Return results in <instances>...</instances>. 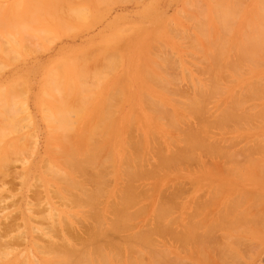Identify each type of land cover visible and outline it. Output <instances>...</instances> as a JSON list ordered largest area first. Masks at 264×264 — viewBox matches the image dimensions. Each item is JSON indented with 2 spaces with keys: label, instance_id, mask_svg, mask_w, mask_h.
Wrapping results in <instances>:
<instances>
[{
  "label": "rangeland",
  "instance_id": "obj_1",
  "mask_svg": "<svg viewBox=\"0 0 264 264\" xmlns=\"http://www.w3.org/2000/svg\"><path fill=\"white\" fill-rule=\"evenodd\" d=\"M60 1L62 0H0V93H1L0 102H3L4 105L7 102V105H6L7 111L3 112L5 115L0 113V117L3 118L4 116L5 117L7 116L9 119L10 118L14 119V117L16 118L13 121H11L12 123H14L15 127L11 126L12 123H10V121L8 124H6L7 126L2 127L3 126L1 124L2 121L3 122L6 121L7 123L9 119L7 117L6 118L4 117L3 119L0 118V128L2 127L0 129V166H1L0 173L4 172L3 173L4 175L1 174L0 176V179H1L0 184L5 185V186L0 185V225H1L0 231L2 229V232H8V235L7 233L1 234L0 232V235H2V237H0V239L2 238L0 241H2L3 243L5 241L4 246L1 247V251L4 250L3 253H5V251L8 253V256L5 259L11 262H14V264H17L19 260L24 258V256H25V259L26 257H28L31 260L33 257L35 259L34 262L37 261L36 262L37 264H41L42 260L45 257L51 258L53 254L55 253L53 252V254L50 255L51 251L50 250L46 251L47 249L45 248L41 249L42 251H38L36 245L35 246L31 245L32 242L37 245L41 244L42 246L43 245L45 246V244L47 245V242H49L48 240L54 241L56 244H57V241L60 243L62 241V237L63 239L70 240L69 242L71 243L73 242L72 244L73 245L75 244L74 248H76V250L80 249L79 246L81 245V243L84 242V240L88 236H89V239L98 238L95 240H98L97 242L100 243L101 246H103V244H101L100 242L101 240L99 237L92 238L91 236L92 235L91 233L94 230V226L92 230H91L92 227H89L90 223H92V225H95L94 224L95 219L93 218H95V216L99 214L95 216L93 215V218H91L92 216L90 217L93 220L94 222L93 223L92 221H90L91 219L90 220L88 219L89 216L92 214L90 213L89 215V213H85L86 211L87 212L89 211L87 210V207H86L88 205L82 203L81 206L78 205V207L76 208V206L73 207L72 203L67 202L68 203L67 207H65L66 201L69 200V199L66 200L67 198L66 195L68 192L67 193L65 192V194L64 193L62 194L60 193V191H57L58 189L59 190L61 189L63 184H60L61 181H59L60 183L56 181L57 183L53 184L54 180H58V178L54 177L55 179H53L52 177L53 175L48 172V167L52 166L50 164L55 163V160H56L55 156L56 157L61 156L59 155V153L62 152V149L64 150V153L66 152L65 149L67 150V148H69L68 150H71L73 147H75V145H73L72 143L73 142L76 143L77 140H81V137L83 141H85L84 137L86 138L89 137L90 140L93 142V144L95 143L94 142L95 140L94 141L92 140L93 138L97 140L98 138L100 139L101 137V140L103 139L102 142H100L101 140H99L100 143L98 144V142L96 141V143L98 144L96 145L98 148V150L96 149V151L98 153L100 150L99 147H102V145H106L104 146L105 148L103 149L104 151L105 150L106 151L105 152L100 151L101 153H104V156L102 155L103 156L102 157L100 155L99 159L102 161L103 159L101 158L106 157V152H108L107 151L108 146L110 148V151L107 154L110 155L111 159L107 163L108 165H105V167L106 166L108 167L107 168L104 167V170L102 172L100 179H102L103 181H105V178H109V179L108 180L106 179L105 181L107 185V186L105 185L106 188L101 187L103 195L106 197L103 198V196L101 195L102 197L100 196L97 199H99L102 202L99 201L100 203L97 202V203H94L93 205L97 206L96 208L100 209V215H102L101 216L102 219L105 220L104 223L108 225L109 218L111 219L113 215V214L112 215L109 214L110 207H108L109 206L108 202H110L111 205H112V202H114L113 203L114 205L112 206L110 205L112 208L111 213H113L112 212L113 209L118 208L115 204L116 203L115 201L117 198L115 195L120 196L118 194L119 192L118 190H120V188L118 189L119 184L123 183L120 185L121 188L125 184L124 181H121V180L119 181L120 178L122 179V177H120L119 174L123 176L122 180L125 179L127 180V182L128 181L131 182L133 186L137 185L136 191H135V188H133L134 190L130 191V192L133 191L132 192L133 194L134 192H137V190L139 193H141L143 189L146 190V187L148 188L147 189L148 191L144 192L147 194L146 195L147 197L141 198L140 196V200L138 201L139 204H133V206L129 208V212H132L136 208L139 209V208H142L144 204L146 205V206L144 205L143 207L144 208L146 207L147 210L143 208L146 211L145 212L143 210L139 211L138 214H136V218L130 221V225L133 224L134 227L132 226L133 228H131V230L129 229V231H125V233L124 232L118 233V235H121L118 237V239H116L117 235L114 233L113 235L114 236L116 235L115 237H112L113 235L109 233L110 235L109 239H108L109 235L107 236V239L101 238L102 240H106V241L108 240L109 242L113 241L115 244H118V245L119 243H122V246H119V247L115 245V247L118 248V250L119 249L120 251L123 250L122 251L123 254L120 252V254L123 256V257L121 256L122 258H120V260L121 259L122 260L120 261L118 258L114 259L115 255L114 256L110 255L111 253L113 255V252L115 250H112V251L108 250L109 251L108 258L110 262L112 261L113 264L114 263L118 264V260H119L120 261L119 264H127L129 260L127 259V262H126V259H124L127 256L126 253L128 252H126V249L124 247L127 245H124V242H123L124 240L122 241L121 239L122 235L127 237L128 234L130 236L135 231L136 232L138 230L143 231L141 229H145L147 231V229L153 228V230L157 229V231H152V234H151L152 236L150 235L152 241H154L152 242V245H151L152 247L149 246L147 248L145 247L142 249L140 248V246H137L136 244H135L136 246L134 244H131L133 247L136 248V251H134L135 253L134 252L132 253L130 251V255H131L130 257L134 259L133 264H137L138 262L141 263L142 259L144 261V264H152L154 260H155L154 261L155 263L153 262V264H157V263L158 264H264V229L262 227V225L264 226V223H263L264 221L262 222V219L258 216L256 217L255 215L256 212H258V210H259L258 212L259 216L262 213L261 211H264L261 209V207L264 206V186H262V184L264 185V179L263 178H262L263 180L261 179L262 175L264 176V164H263L264 149L262 148L264 147V45L261 47H254L253 43L250 42L252 37L255 39L254 40L255 43H256V40L257 41L260 40L261 32L264 31V11H263L264 9L263 10L262 8L260 9V5L264 3V0H238V1L233 0L235 2L233 4L231 3L232 0H230L229 2L227 0V3H230L231 5L229 4V6H227V3H226V8L229 7V11L230 9H235V10H232L235 14L232 13L231 11L229 12V13H232L233 18H232V15L229 16V14H227L228 10L226 11V8H221V10H224V12H221L220 9H219V12L215 10L217 6L221 7L220 2L222 4L226 0L224 2L220 0H217V1L216 0L215 1L214 0H122V1L121 0H115V1L110 0L109 2H107L108 0L107 1L106 0H67V2L72 1L71 2L72 4L67 3L66 0H63L62 2ZM213 1L216 3V6L214 7L215 13L214 12L212 13L213 11L212 5L214 4L211 5V3ZM217 2L219 3V5H217L218 4ZM224 4H222L223 7L225 6ZM252 11L253 13L254 12L255 13L254 15L249 17V15L252 14ZM82 12L84 13L82 14ZM222 13L224 16L222 15ZM224 13L228 15L227 18ZM73 14H76V15H73ZM70 15L71 16L73 15L75 17L72 16L73 17L72 18ZM217 16L222 17V20H221L222 22L226 19L224 23L227 27L228 26L230 27L226 28V26L222 24L221 21H219L221 17H217ZM200 19H202L203 21H201ZM197 23L200 25V27ZM216 24L219 25L220 27L224 25V28L226 30L222 27L221 29L218 26L216 27ZM196 25H198L197 28H200V29L205 27L204 29L206 31L202 29V32L205 31V33L204 32L203 34L201 33V36L198 35L201 32V30L199 29L200 32L197 31L198 29L196 28ZM250 27L251 28L253 27L252 31H254V33L250 31L251 30ZM214 30H217V32ZM230 30H231V33H230ZM221 31L222 33H220ZM224 31H226L224 38L228 39L229 46L227 45L228 41H225L226 42L225 43L223 41L225 39L221 40V38L218 37V34H213L214 32L219 33V36L222 37V34ZM228 31H229L230 36H232V33H235L238 38L236 36L235 38H233V36L232 38L231 37L227 38L229 36V35H226L228 34ZM248 31H250L251 33H249ZM244 32L247 34L245 35ZM205 34H206V38H205ZM208 34L210 36L212 35L211 40L218 38L220 39L218 40L219 43L220 41L221 42L223 41L224 44H226L225 48L227 49L224 50V52L227 55L225 56V60L229 61L230 59L234 60V59L240 58L239 52H241V47H243L242 48V50L244 49L243 54H245L246 52L245 57L244 55L242 56L244 58V63L243 62L241 63L243 65L239 63L241 65V66L239 65L240 68L237 66L239 70L235 69L236 71L233 74L231 72L233 70L229 67V64L228 65L226 64L228 66L227 68V66H225V64L223 63L224 66L221 65V69L225 67L226 69L224 68L223 70H225L226 72L224 73V71L220 70L219 68V70H217L216 73L220 71L219 74H222L223 77H224V74H226L227 75V77L225 76L226 79L222 78L221 76L220 78L219 75L217 74L218 77L220 78L218 79V77L215 75L216 84H218L219 90H217L218 87H216L217 92L215 95L203 96L204 99H202L204 102H206V104L209 103L206 106H204L203 104V106L206 109L208 108L209 110L207 109L208 111L205 112L204 111L205 108H204L203 115L198 116L197 114V112L199 113V111L201 110L193 113V115H189L190 111H188V114H187V112H185L187 111L185 110L186 109L185 106H183L185 111L182 110L183 108L181 107L182 104L184 102L185 103L188 102V101H185L183 98L187 97V95H189L187 98H190L191 97L190 94H192V97L194 96L193 98H195L196 94L194 93H197L195 91L196 89H198L199 85L205 84L206 85L205 87L209 88L210 86L209 80L211 79L210 75H213L206 68L208 67L210 63L209 61L212 60L211 59L213 57L212 55L215 54L214 52L217 53V50L214 46L215 42H213L214 44H211L212 42ZM213 35L214 36L217 35V37L213 38L214 37ZM247 35L248 36L250 35L251 37L249 36L250 37L249 38L247 37ZM242 36L243 37L245 36L246 38L245 37L244 38L247 39L248 41H245V39H243L244 40L243 41ZM192 38H195V40ZM253 38L251 41H253ZM236 39L239 41V43L235 42L237 41ZM203 43H206L208 49L210 48V51L209 50L206 51L207 47L205 48L204 46L205 44ZM250 43H252V46ZM231 44L233 48L236 45L235 49L233 48L229 49V47H231ZM199 46L202 49H200ZM195 47L197 48L195 49ZM239 48H240V51L238 52ZM202 50L204 51V53L202 52ZM211 50L214 52H211ZM103 51L107 54V56L106 54H104L106 56V61L104 59L105 56L103 55L104 53ZM107 51L112 53V55L114 56L112 58H114V62L116 60V64L109 59L110 55L108 56L109 53H107ZM201 52L205 55V57L202 56L203 54ZM209 52L212 55H210ZM84 53H86L87 55H85ZM229 54L231 55L229 56ZM80 55H83L84 57H81ZM208 55L212 57L210 58L208 57ZM79 56L81 59H79ZM102 57L104 60H102ZM206 57L207 59H205ZM82 58H84L85 61L88 63L89 67L87 68L90 71L87 70L86 68L87 64L83 63ZM252 58H254L255 60ZM77 59L81 61L83 64L80 65L81 62H79L78 64L80 66L77 65L76 64ZM151 59L153 61L150 62L151 63L150 64L149 61H151ZM165 59L166 61H164ZM161 60H163V62ZM253 60L254 61L257 60V61L253 62ZM153 62L154 63L156 62V63L154 64ZM153 64L155 65L156 69L154 68ZM57 65L61 69H59ZM96 67H100V68H97L98 72L96 71L95 73ZM145 67L147 68L146 70L147 72L143 71V68L146 69ZM141 68H142V71H141ZM91 69H93V71ZM102 69L103 70L108 69V70L103 71ZM51 70L52 72L55 71L56 76L54 77L55 79L53 78L54 81L52 79L53 77L52 75L54 74L51 72ZM229 70L231 73L229 72ZM75 71L79 72L77 76L80 75V73H82L81 75L83 79L81 78V76L79 77L74 76L76 75ZM100 71L101 73H99ZM208 71L210 75L209 73H207ZM221 71L224 74L221 73ZM92 72H94V74ZM144 73L146 74L144 75ZM58 74L62 76L63 80L60 79L61 77L59 78ZM144 76L146 78L148 77L149 78L151 77V78L150 79L148 78L146 82V79L144 80L145 78ZM49 77H51V79ZM91 77L95 79H92ZM165 77L168 80L165 79ZM80 79L82 83H83V80H85L83 86L81 85V82L79 81ZM222 79H225L226 81L227 80L228 81L226 82L225 80L223 81ZM151 80L153 81L151 82ZM162 80H164L165 82L166 80L168 81L166 82L167 85L165 86V88H162V86L164 87V85L166 84L165 82H163L164 85L160 87ZM194 80L198 82V85L194 84ZM207 80L209 81V84ZM55 81L56 82L58 81L57 84L59 85L62 84V85L58 87L57 84H55ZM196 81L195 83H197ZM52 82L54 83L55 86L53 85ZM69 82L70 84L72 83L71 86L68 84ZM77 82L78 83L80 82V83L78 84ZM13 83L17 85H14ZM151 83H153L154 85H152ZM156 83L158 84L160 83V84L158 85ZM9 84L11 85L13 84L14 86L12 85L13 87H10L11 85L9 86ZM50 84L54 87V89ZM156 85H158L159 87ZM48 86H51V87H48ZM56 86L59 89H56ZM67 86L69 88L70 87L72 88H70L69 90ZM94 86L95 88H93ZM191 86H192V89H191ZM15 87L19 89L18 90L16 88L18 93L17 92L14 93L16 89H12V88H15ZM170 88L172 89V91ZM181 88H183V90H181ZM72 89L73 91H71ZM41 90H43V93H46L48 97H46L45 94H44L45 96L42 95ZM177 90L179 91V93ZM184 90H187L188 92ZM79 91H80L79 93L80 96L77 94ZM58 92L60 93V97L58 96L59 94ZM61 92H63L65 101H63L64 99H62ZM68 92L70 94H68ZM141 92L142 94H140ZM168 92L170 93L168 94ZM2 94L5 98L7 99L8 97L10 98L9 102L8 100H6L5 102L3 101L4 97L2 96ZM146 94L148 95V98L146 97ZM230 94L231 95L234 94L232 95L233 101L234 100L236 101L239 96L238 98L239 100L236 101L238 104L233 102V105L234 107L236 106L237 107L240 106V107L238 108L236 107V109H233L232 111V113L233 114L235 113V116L237 117L233 118V120L230 121L231 123L228 121L229 122V124L227 122L228 125L225 122L215 123L214 119H216L217 121L219 119V117H216V116L221 111L220 109L222 108V111H224V107L227 106V104H229L228 101L230 99L228 98L230 97ZM174 95H177V96L175 97ZM178 95L179 96L182 95L183 98H181L182 96L179 97ZM85 97L87 98L89 97L90 99L86 98L87 99L86 100L87 102H86ZM206 97L208 98L210 97L208 101H205L206 99H208ZM56 98L57 100H55ZM14 100L15 102H13ZM58 100H61V101H58ZM67 100H69V102H66ZM179 100L182 101V104H176V102L180 103ZM202 100H200V102ZM79 101L81 103H79ZM65 102L71 105V106L68 105L70 110L66 109V111H64L65 110L64 106H66ZM157 102H159L158 105L160 104L162 105V110L168 109L167 111L164 110V112H167L168 114L172 113L170 115H173L172 117V119L174 120L173 124L175 125V123H177L180 127L178 128V125H176L175 127L178 129H176L173 126V124L172 126L174 128H172L170 124L171 122L168 123V120H166V122H167V125L170 124L169 125L170 128H166L167 125L162 124L164 120L166 119L165 116H163L162 118H159L157 116H154L155 117L154 118L152 116L155 113L151 110H154L153 105L155 104L157 105ZM219 102L220 104L221 103L222 104L221 106L217 108L216 106L220 105ZM82 103H83V106H82ZM60 104L63 106L58 108ZM14 105L16 108L14 107ZM12 107L17 109L18 111ZM55 107L57 108V110ZM74 107L77 108L79 112H81L78 115L79 118L77 117V112H75L76 109L74 110ZM20 108L21 110H19ZM10 109L14 110V112H12ZM47 109L49 110L48 112H46ZM58 109L62 110L61 111L62 114L64 111L66 116L64 114L63 115L65 117L61 116L62 115L61 113H60L61 115L58 116L59 114ZM169 109H170V112H169ZM237 109H241V110H237ZM243 109L245 111H243ZM0 110H3V109H0ZM25 110L28 114L25 112ZM67 110L69 111L67 112ZM246 110L248 114H246ZM71 111L73 113H71ZM212 111H215V112L213 113ZM10 112H12L14 115H11ZM210 112H212V114ZM244 112L246 115H244ZM48 113L49 114L51 113V114L49 115ZM55 113L56 114L58 113L57 117H58L59 124L56 122L57 117ZM100 113L102 114L100 115ZM104 113L107 115L109 114V115L107 117L106 116L104 117L103 115ZM223 113L221 114V116L223 115ZM132 114H133V117L131 116ZM196 114H197V117H199L197 118L198 120H195V118H193V117H196ZM241 114L242 116H240ZM209 115L210 117H208L207 118L208 120H207L206 117ZM44 117H48V118L52 117L53 121H52V118L48 119ZM156 117L157 119H159V121L156 119ZM177 117L182 118L183 121L182 119L178 121ZM19 118L21 119L19 120ZM66 118L67 119L70 118L71 120L70 121L68 119L70 122L69 125L65 124L66 122L68 123V121H66ZM129 118H131L130 121H129ZM199 119H202L203 121L207 120L209 123L208 122L206 123L205 121H204L205 123L203 122L197 123L196 121H199ZM48 120H50L51 123ZM210 120L211 121L213 120L215 124L212 125ZM15 121L18 122L16 123L17 125H20L19 122L21 123V125L17 126L15 124ZM61 121H64V122H61ZM97 121H99L100 123ZM71 122L73 124H71ZM53 123H57L56 128ZM60 123L63 126H61ZM104 123L107 124L105 128L106 127L108 128V130H106L107 128L103 129V130H106V131H103L104 133L106 132V134H104L103 132H102L103 134L101 132L99 133V131L101 130L100 128L99 129L97 128V131L91 130L92 127H94V125L96 124L97 125L99 124L98 125L99 127H103ZM3 124L5 125V123ZM190 124L192 125L190 126ZM195 124H198V125H195ZM59 125L60 127H62V129L59 128ZM67 125L68 126L71 125L70 128H72L73 130L71 129L72 131H70V128L67 127ZM188 125L190 128L188 127L187 129L188 131H187L185 127L187 128ZM208 125H210L211 128ZM129 126L131 127L132 132H133L131 133V130L129 129L130 131L128 133L130 134L129 137L131 136L130 139L133 138L132 141L134 140V143L130 140L131 143L133 144L136 143L138 147L140 146L139 148H142V149L138 150L137 149L138 147L135 148L136 146L133 147L134 145H131L130 143L128 144V141H126L127 139L126 137H128L127 132H128ZM197 126H199V128L201 127L202 130L204 131L206 130L207 132H204L202 130L200 131L201 128L199 129ZM213 126H215L216 129L213 128ZM65 127L66 129H64ZM83 127H85L86 130L83 129ZM197 128L199 129V133H197L198 131L197 132L194 131ZM219 128H221V130ZM94 129H96V127H94ZM190 129L192 131H190ZM58 130H61V131L64 130L65 132L60 131L61 133L59 134V132H57ZM125 130L127 132H125ZM150 131L153 133L150 134L151 133ZM181 131L182 132L184 131V132L182 133ZM84 132H85V136L84 135L81 136L82 134H84ZM95 132L99 133V137H97L98 133H95ZM186 132L188 134L196 133L197 136H199L198 134H200L198 138H202V141L204 142V144L205 143L210 144V145L207 144V147L209 146V148L214 147L213 143L216 142L215 143L216 147H214V151L212 149L211 152L212 151L215 152L216 150L218 151H216V153L212 152L213 153L212 154L213 156H212L211 153H209L210 151L207 154V150L199 151L201 150L199 149L194 152L195 155H192L193 159L195 157L198 159V162L197 160L194 159L195 160V163H194L192 157H188V160L185 159L186 161H188L187 164L185 161H184L185 163L183 162L184 163L183 165L181 164L182 166L179 164L181 162L176 163L175 167L177 168L175 169H173L174 167L171 169L170 167H166V169H163L162 167L161 170L160 169L157 170L158 173L152 170V173L156 172L157 175L151 174L150 179L149 177L144 176V174L146 173L145 171L143 172L144 174L142 173V175H140L141 172L144 170L142 167H144L145 164L146 166L144 168H147V169L153 168L154 166L157 165L156 163L158 161H156L157 160L156 153L159 154V153L164 152L161 155H164V158L165 157L167 158L168 156L171 155L170 153H168L170 149L175 152L176 150L183 148V145H184L182 141L184 137L183 134L186 135ZM213 132H216L218 134H215ZM63 133H67V135H65V139L63 138L64 136L62 137L60 136L61 138H59V135ZM70 133H72L73 135ZM68 135L70 138L68 137ZM103 135L105 136V138ZM151 135L152 136L154 135L156 137L151 138ZM93 136H96L97 138ZM138 137L140 141L137 140ZM166 137L172 139V142H173L172 145H171V142L169 144V140L166 139ZM198 138L196 140H199ZM205 139H206V142L204 141ZM253 139L256 141H254ZM228 140L232 142L231 145H229L230 142L228 143ZM149 141H151L150 143L152 144V146H154V147L151 146L152 149H150L149 147L150 146L148 143ZM153 141L156 142V144ZM178 141H181V142H178ZM217 141H220V143ZM66 142L71 147L67 146V148H62V147H66L65 146ZM118 142L120 143V146ZM211 142L213 143L211 144ZM144 143L146 144L144 145ZM159 143H160L159 147L161 148L160 150L164 148L165 151H161L158 153L159 147L157 149V146H158L157 144ZM252 143H253V146H252ZM220 145H222L221 147H224L222 151H221ZM255 145H256V148H254ZM257 145H258V148H257ZM227 146H229L230 148H228ZM238 146L241 148H239ZM250 146L253 147L254 149L251 148ZM54 147L55 149H53ZM243 147H246V149ZM237 148L240 150L242 149V150L240 151ZM250 148L254 150L255 152L250 153L252 151ZM259 148L261 149V152ZM130 151H134V154L137 156L140 154L139 161L136 159L135 156L131 155L132 152ZM230 153L234 155L232 154L230 155ZM122 154L125 157L124 159H123ZM144 154H145V157H143ZM214 154L216 155L214 156ZM128 156L130 157L129 160H131V165L133 167H135V164L132 161L133 158H134L133 159L134 162H136L135 161L136 159L137 163L140 164L139 166L141 167V168L138 167L137 166L138 164L136 165L139 175L142 176L141 180L140 178L139 179L137 178V180L135 181L136 183L133 180H130L131 178L125 177V174H124L125 161H126L125 159H128L127 158ZM149 156H150V159L148 158ZM186 156L184 155L185 158ZM142 157L145 159V161L143 160L145 164L142 163L143 161H141L143 159ZM213 157L215 158L213 159ZM239 157L240 158L242 157L241 160ZM189 158L190 160L192 159L191 163H190ZM4 159L6 161H4ZM121 159L125 160L123 161L124 165L121 164L122 163ZM239 160L241 161L243 166H241V163ZM150 161L154 163V166L151 163L149 164ZM245 161L248 163H246ZM110 162H112L111 166L109 165ZM259 162L260 163L262 162L261 165H263V167L259 165L260 164ZM141 163L144 166H142ZM233 166L236 167L238 172H236V169H233L235 168ZM254 166H256V168ZM221 167H222V172L224 171L223 173L221 172ZM138 168H140L139 170H142V171H139ZM230 168L231 170H233V172L235 171V173L238 175L233 174L231 170L229 172ZM119 169L122 171H120ZM256 170L258 174L260 173L259 174L261 176V177L259 176L260 178H258V176L255 174ZM146 171H148L146 173V176L150 175L149 172L151 171V169L150 171L149 170H146ZM219 171L221 173H219ZM48 174L49 175L51 174L52 176L49 177ZM254 174L257 177L252 176ZM2 176L3 177L5 176V178L2 179L1 178ZM79 177L80 176H78V178ZM44 179L48 181H45ZM81 179L83 180V177ZM117 181L119 182V184ZM131 183H128V184H131ZM127 186H130V185H127ZM86 187H88V189L91 188L89 184L88 185L86 184ZM155 187H157L156 188L157 190L155 189ZM220 187H223V189ZM128 188H131V186L127 187L126 189ZM140 188H142V190ZM217 188H220L222 191L223 190L224 191L223 192L219 191L220 193L217 191L218 192V195H217L216 193ZM224 188L229 189V190H225ZM53 189L57 191V195L59 194L62 198H60L59 195L58 196L55 195L56 193L54 194L55 191H53ZM121 190H123L122 191L123 193L121 192ZM121 190L120 192L124 194L125 193L124 189L122 188ZM73 191L75 192L77 190H73ZM73 191H71L70 193L71 196L73 194H77V192L74 193ZM105 191H106V194H105ZM245 191L250 194L249 197ZM102 192L100 194H102ZM152 192L153 193L155 192V193L153 194ZM171 192L172 194L176 192L175 194H173L174 197H177L176 199L173 198ZM126 193H129V192H126ZM137 193L134 195L137 196L139 194ZM150 193L151 195L152 194L153 195L151 196ZM70 194L68 193V195ZM143 194H140V195H143ZM244 194L248 198L244 197L243 196ZM168 195L172 197L170 198ZM109 196L112 197V199ZM69 197L70 196H68V198ZM241 197L242 198L244 197V198L242 199ZM101 198H103V200L105 199V201H103ZM228 198L232 199V201L234 199L236 200L237 198L238 199L240 198L241 201L243 202V206H241L240 209L242 208L249 209L250 207L249 209L250 212L247 218L248 221L246 220L247 222H243L242 220L244 219H241L240 221L238 220L239 218L226 219V220H223L222 222H216L218 221V217H219V220L222 219L221 216L218 215L220 214V211H221V210L219 211V209L222 208V206L224 207L225 203H228L227 202L229 200ZM245 198L247 199L243 201ZM167 199L168 201H166ZM194 199H195V203L197 207L201 205V207H199L200 210H198L197 211L198 213L196 214H195L196 209H194L195 212L191 210L193 209L192 205H193ZM207 199H209L208 201L210 203H208ZM110 200H113V201H110ZM160 200L168 204L172 211V213L169 214V217L165 221H162L164 226H160L162 225V223L159 224L161 221H158L159 222L158 223L156 220H154L157 218L155 217L153 218V213L155 212L154 208L156 207L158 201ZM61 201H64V202H61ZM117 201L119 202L118 199ZM205 202L208 203L207 206H204V204H206ZM69 204H72V207H70ZM75 204L77 205V203ZM106 204H108V206ZM209 204L210 206H208ZM83 205L84 207L81 209L80 207H82ZM246 205H249V207H247ZM92 206L89 205L88 208ZM208 207H210V210L208 209ZM74 208L77 210H73ZM103 208L105 211L103 210ZM106 208H108L109 211L108 209L106 210ZM262 208L264 209V207ZM89 209H92V208H89ZM252 210L253 212H255L254 216H253V212L251 213ZM82 211H83V215L81 213ZM103 211L105 212V214ZM238 211L239 210L237 209L233 216H235ZM141 212L144 215H140ZM75 213H77V215ZM187 213H190L189 215L192 216L188 218L189 220L186 218L188 215ZM68 214H70L71 216L73 215L74 219L69 217L70 215ZM84 215L88 217L87 219L85 218V220H88L90 223L82 219L85 217ZM193 215H196V216L198 215V216L193 217ZM175 216L177 217V219ZM11 217L15 220L14 221L11 220L12 219ZM107 217H108V220H106ZM252 217H256L254 218L255 220L252 219ZM9 218L11 220L10 221L11 223L9 222ZM61 218L63 219L61 220ZM170 218H172L171 219L172 221L170 220ZM192 218L193 220L190 221V219ZM212 218L216 221L212 220ZM174 219H175V222H174ZM203 219L205 220L204 223L202 222V225L204 224V227L200 226L201 221H203ZM7 220H8V223L6 222ZM59 220L65 223H63L62 225L61 221ZM75 220H76V223H75ZM167 220L170 221L171 223L170 222L168 223ZM187 220L190 223H194L195 221V223L196 222L198 223V224L196 223L197 225L200 224L199 229L198 227H195L197 225L194 226L193 224V227L197 229H194V231L191 232L190 230H193V228L190 229L191 226H189L190 230L188 229V226H187L188 223L186 225ZM258 221L261 223V225L259 224L261 228H258L259 227L257 223ZM135 222H137V224ZM209 222H211L210 226H209L210 224ZM254 222L257 224L256 226L257 228H255ZM55 223L57 224V228H56ZM144 223H145V226H144ZM64 224L66 225L64 226ZM105 224H104V227L107 226ZM6 225H8L7 228H6ZM9 225H11V227L13 226L12 227L13 229H11L10 233L8 230H6V229L11 228ZM53 225L55 227V232L54 230L52 232H49L51 230H48V229H52ZM182 225H186L187 227L182 228ZM165 226L166 228H164ZM159 227H161L162 229L164 228L165 230H161V229L158 230ZM70 228H72V230L68 231ZM184 229H186L187 233L189 231L191 233L189 235L187 233H184L185 232ZM45 230H47V233L44 232ZM89 230H91L92 232ZM56 231H58L59 233L58 232L56 233ZM74 231L76 234L74 233ZM85 231L86 233H83ZM53 232L56 234H54ZM5 234L7 236H5ZM58 234H61V235H58ZM73 235L75 236L77 235L76 241H75V236ZM46 236H47V239H46ZM53 236H55L56 238ZM13 237H15V240L13 239ZM16 237L21 238V239L23 238V239L22 240L20 239L19 241H17L18 239ZM36 238L39 240H37ZM81 239L83 242H81ZM200 239H203V241H201ZM117 240L122 241V242L118 243ZM141 240L146 243L144 237H141ZM21 241H23V243ZM79 241H80V245L76 244V243H79ZM87 241L88 240L85 241V244L87 243ZM16 242H18V244ZM20 242L22 244H20ZM10 243H13V244L9 245ZM199 244L200 246H198ZM11 246H14V247L11 249ZM6 247L9 248L11 252H9L8 249H7L8 251L5 250ZM83 247H81V249ZM88 247L90 248V246ZM28 249H29V252H28ZM153 249L155 251H153ZM137 250L139 251V254ZM199 250H201L202 252L205 251V253H202L203 256L201 254V251ZM105 252L107 253V250H105ZM197 252L200 254L198 255ZM58 254H61V253H58ZM115 254L118 255L117 253ZM154 254L156 256H154ZM138 255L139 256L143 255V258L140 256L141 257L140 261L138 260L139 259ZM54 256L59 257L57 256V254ZM89 256L91 259L93 255L89 254ZM200 256H202V258ZM56 257H52L51 259L53 258L55 259ZM110 257H113L114 262H113V259ZM133 259H132V262H133ZM91 260H94L91 263L93 262H94L93 264L97 263V257L95 255L93 259ZM130 261L131 260H129L128 263L132 264ZM110 262L108 264H112Z\"/></svg>",
  "mask_w": 264,
  "mask_h": 264
},
{
  "label": "bare ground",
  "instance_id": "obj_2",
  "mask_svg": "<svg viewBox=\"0 0 264 264\" xmlns=\"http://www.w3.org/2000/svg\"><path fill=\"white\" fill-rule=\"evenodd\" d=\"M62 1H63V0H62ZM62 1H60V2H62ZM106 1H107V0H106ZM109 1H110V0H108L107 2H109ZM113 1H115V0H113ZM121 1H122V0H121ZM214 1H215V0H214ZM214 1H213V2H214ZM216 1H217V0H216ZM220 1H223V2H224L225 0H220ZM229 1H230V0H228V2H229ZM232 1H233V0H232ZM232 1H231L232 4L235 3L234 1H233V2H232ZM237 1H238V0H237ZM237 1H236V2H237ZM55 2H56V1H55ZM66 2H67V0H66ZM71 2H72V1L67 2V3L72 4ZM213 2L211 3V5L214 4V5H212V9H213L212 13H213L215 10H216L217 12H219V9L221 10V8H226L227 0L224 2L225 4L222 3V4L225 5L224 7L222 6V4H221V2H220L221 7H220V6H217L218 8L216 7L215 10H214V7L216 6V3H215V2L213 3ZM218 2H219V1H218ZM218 2H217V3H218ZM256 2H257V1H256ZM56 3H57V2H56ZM56 3H55V5H56ZM258 3H259V1H258ZM260 3H261V1H260ZM65 4H66V3H65ZM229 4H230V3H227V6H229ZM256 4H257V3H256ZM217 5H219V3H218ZM230 5H231V4H230ZM258 5H259V4H258ZM232 6H233V5H232ZM232 6H231V7H232ZM219 7H220V8H219ZM234 7H235V5H234ZM68 8H69V7H68ZM261 8H262V10L264 9V3L260 5V9H261ZM79 10H80V9H79ZM227 10H228V11H227ZM232 10H235V9H230V11H231L232 13H234ZM262 10H261V11H262ZM210 11H211V10H210ZM226 11H227V14H229V16L232 15V13H229V12H230V11H229V7L226 8ZM256 11H257V10H256ZM263 11H264V10H263ZM69 12H70V11H69ZM221 12H224V10H221ZM67 13H68V12H67ZM83 13H84V12H82V14H83ZM214 13H215V12H214ZM250 13H251V12H250ZM254 13H255V12H254ZM254 13H253V11H252V14H250L249 17H251L252 15H254ZM76 14H77V13H76ZM76 14H73V15H76ZM79 14H80V13H79ZM205 14H206V13H205ZM224 14H225V13H224ZM227 14H225V15H226V18H227V16H228ZM234 14H235V13H234ZM67 15H68V14H67ZM73 15H72V16H73ZM222 15H223V13H222ZM222 15H221V16H222ZM70 16H71V15H70ZM70 16H69V17H70ZM72 16H71V17H72ZM221 16H217V17H221ZM223 16H224V15H223ZM256 16H257V15H256ZM67 17H68V16H67ZM71 17H70V18H71ZM73 17H75V16H73ZM73 17H72V18H73ZM79 18H80V17H79ZM79 18H78V19H79ZM228 18H229V17H228ZM230 18H231V17H230ZM232 18H233V15H232ZM75 19H76V18H75ZM203 19H204V18H203ZM214 19H215V18H214ZM223 19H224V18H223ZM72 20H74V19H72ZM200 20L203 21L202 19H200ZM212 20H213V18H212ZM215 20H216V19H215ZM217 20H218V19H217ZM221 20H222V17L220 18L219 21H221ZM225 20H226V19H225ZM225 20H224V21H225ZM197 21H199V20H197ZM209 21H210V20H209ZM224 21H223V22L221 21V23L225 25ZM204 22H205V21H204ZM211 22H212V21H211ZM215 22H216V21H215ZM226 22H227V21H226ZM199 23H200V22H199ZM202 23H203V22H202ZM197 24H198V23H197ZM198 25H199V24H198ZM198 25H196V28H197ZM210 25H212V24H210ZM224 25H222L221 27L224 28ZM217 26L220 27L219 25L216 24V27H217ZM225 26H226V25H225ZM199 27H200V25H199ZM221 27H220V29H221ZM228 27H230V26H228ZM228 27L226 26V28H228ZM204 28H205V27H203V28H201V29H200V28H197V29H198L197 31L200 32V30H201V32L198 34L199 36H201V33H202V34H203V32L205 33L206 30H205ZM231 28H232V27H231ZM231 28H230V29H231ZM250 28H251V27H250ZM252 28H253V27H252ZM252 28H251L250 31L253 30ZM199 29H200V30H199ZM202 29H204L205 31L202 32ZM224 29H225V28H224ZM225 30H226V29H225ZM227 30H229V29H227ZM231 30H232V29H231ZM231 30H230V33H231ZM234 30H235V29H234ZM243 30H244V29H243ZM246 30H247V29H246ZM248 30H249V28H248ZM195 31H196V30H195ZM211 31H212V30H211ZM214 31L217 32V30H214ZM219 31H220V30H219ZM222 31H223V30H222ZM222 31H221L220 33H222ZM250 31H248V32L251 33ZM225 32H226V31L223 32L224 35L222 34V37L219 36V33H215V32H214V33L212 32V33H213V34H218V37L221 38V40L225 39V40H223V41L225 42V41H228V39L224 38V37H225ZM252 32L254 33V31H252ZM262 32H263V33H262ZM262 32H261V35H260V40H258V41L256 40V43L254 42L255 39L252 37V38H253V41H251V40H252V38H251L250 42L253 43L254 47H261V46L264 45V31H262ZM242 33H243V32H242ZM242 33H241V34H242ZM209 34H210V33H209ZM209 34H208V35H209ZM244 34L246 35L247 33L244 32ZM244 34H243V35H244ZM226 35H229L227 38H229V37L232 38V36H233V38H235V36H236L235 33H232V36H230L229 31H228V34H226ZM209 36H210V35H209ZM209 36H208V37H209ZM213 36H214V35H213ZM249 36H250V35H249ZM249 36L247 35V37H249ZM193 37H194V36H193ZM211 37H212V35L210 36V40L212 39ZM215 37H217V35H215L213 38H215ZM236 37H237V36H236ZM244 37H245V36H244ZM244 37L242 36V40L246 38V37H245V38H244ZM250 37H251V36H250ZM250 37H249V38H250ZM205 38H206V34H205ZM237 38H238V37H237ZM192 39L195 40V38H192ZM192 39H191V40H192ZM201 39H202V38H201ZM147 40H149V39H147ZM202 40H203V39H202ZM208 40H209V39H208ZM218 40H220V39L216 38V39L211 40V42H212L211 44H214L213 42H215L214 46H215V48H216V50H217V53L211 50V52H214L215 54L212 55V54L209 52L210 55L213 56V57L211 56L212 58L208 55V57H210L212 60L209 61L210 63H209V65H208V67H207L206 69H208V70L210 71V73L213 74V75H210L209 71L207 72V73H209V75L211 76V77L209 76L211 79H210V80L208 79V80L210 81V84H209V81L207 80V81H208V84L210 85L209 88H206V87H205V86H206L205 84H204V85H199L198 89H196V91L194 90L195 92H197V93H194V94H196V95H195V98H193L194 96L192 97V94H190L192 98H191V97H190V98H187L189 95H187V97H184V98H183L182 95H181L182 97L178 95L179 97L183 98L185 101H188V102H187V103L184 102V103H183L184 105H183V104H182V101L179 100L180 103L176 102V104H182L181 107L185 106V108H186L185 110H187V111L184 110V107L182 108V110H184L185 112H187V114H188V111H190L189 115H193V113H195V112L201 110V111H199V113L197 112V114H198V116H199V115H203V114H204V111L206 112V111L209 110L208 108H207V109H208V110H207V109L204 107V106H206V105L209 104V103L206 104V102H204L202 99H204L203 96H207V95H215L216 92H217V90H219L218 84H216V76L218 77V75H219V77L221 76L222 78H225V76L227 77V75L224 74L226 71L223 70L225 67H223V69H221V65H223V63L225 64V66H227V65L229 64V67L233 70V71H231L232 74L238 69L237 66L240 68V66L243 65V64H241V63H242V62L244 63V58H243L242 56L244 55V57H245L246 52H245V54H243V53H244V49L242 50L243 47H241V52H239V51H240V48H239V50H238V52L240 53V58H237L238 60H237V59H234V60H233V59H232V60L230 59V60L228 61V60H225V56H226L227 54H225V52H224V50L227 49V48H225V47H226V44H224L223 41H222L223 44H222L221 41H220V43H219ZM236 40H237V39H236ZM203 41H204V40H203ZM216 41H217V42H216ZM243 41H244V40H243ZM245 41H248V40L245 39ZM230 42H231V41H230ZM235 42H236V43H239L238 40L235 41ZM235 42H234V43H235ZM225 43H226V42H225ZM252 43H250L251 46H252ZM141 44H142V43H141ZM203 44H205L204 46H205V48H206V47H207L206 43H203ZM224 45H225V46H224ZM227 45L229 46V41H228V44H227ZM204 46H203V47H204ZM235 46H236V45H235ZM235 46H234V48H233V46H232V44H231V47H229V49H230V48L235 49ZM238 46H239V45H238ZM240 46H242V45H240ZM102 47H103V46H102ZM147 47H148V45H147ZM147 47H146V48H147ZM199 47H200V46H199ZM196 48H197V47H195V49H196ZM200 49H202V48L200 47ZM147 50H148V49H147ZM205 50H206V49H205ZM208 50L210 51V48L208 49V47H207V50H206V51H208ZM198 51H199V50H198ZM103 52H104V51H103ZM202 52L204 53L203 50H202ZM202 52H201V53H202ZM229 52H230V50H229ZM238 52H237V53H238ZM107 53H109L108 56L110 55V56H109L110 58H109V57H108V58H109L111 61L114 62V58H112V57H114V56L112 55V53H110V52H108V51H107ZM203 53H202V54H203ZM223 53H224L225 55H224ZM84 54L87 55L86 53H84ZM84 54H83V55H84ZM104 54H106V53L104 52L103 55H104ZM113 54H114V53H113ZM83 55H80V56H81V57H84ZM114 55H115V54H114ZM223 55H224V57H223ZM230 55H231V54H229V56H230ZM80 56H79V59H81ZM98 56H99V55H98ZM98 56H97V57H98ZM104 56H105V55H104ZM106 56H107V54H106ZM106 56H105V58H104L105 61H106ZM202 56L205 57L204 54H203ZM206 56H207V55H206ZM159 57H161V56H159ZM159 57H158V58H159ZM108 58H107V59H108ZM82 59H83V63H86V64H87V65H86V68L89 67V66H88V63L85 61V59H84V58H82ZM104 59H103V57H102V60H104ZM149 59H150V58H149ZM161 59H162V58H161ZM205 59H207V57H206ZM208 59H209V58H208ZM226 59H227V58H226ZM252 59H254V58H252ZM96 60H97V59H96ZM110 60H109V61H110ZM254 60H255V59H254ZM254 60H253V62H256V61H257V60H256V61H254ZM98 61H99V60H98ZM105 61H104V62H105ZM147 61H148V60H147ZM152 61H153V60L151 59V61H149V63L152 62ZM161 61L163 62V60H161ZM164 61H166V59H165ZM79 62H81V61H79V60L77 59V63H76V64L79 65V64H78ZM95 62H96V61H95ZM205 62H206V61H205ZM83 63L81 62L80 65H82ZM102 63H103V61H102ZM108 63H109V62H108ZM114 63L116 64V60H115ZM153 63H154V62H153ZM155 63H156V62H155ZM155 63H154V64H155ZM239 63H240L241 65H240ZM115 64H114V65H115ZM150 64H151V63H150ZM154 64H153V65H154ZM226 64H227V65H226ZM80 65H79V66H80ZM206 65H207V63H206ZM239 65H240V66H239ZM60 66H61V65H60ZM84 66H85V64H84ZM140 66H141V65H140ZM223 66H224V65H223ZM57 67H58V65H57ZM142 67H143V65H142ZM156 67H157V66H156ZM58 68H59V67H58ZM92 68H93V67H92ZM94 68H95V67H94ZM97 68H100V67H96V69H95V73H96V71L98 72V69H97ZM104 68H105V67H104ZM104 68H103V69H104ZM106 68H107V67H106ZM110 68H111V67H110ZM110 68H109V69H110ZM145 68H146V67H145ZM154 68H155V65H154ZM157 68H158V67H157ZM219 68H220V70L224 71V73L221 71V73L224 74V77L222 76V74H219L220 71L216 73V71L219 70ZM227 68H228V66H227ZM59 69H61V68H59ZM103 69H102V70H103ZM137 69H138V68H137ZM155 69H156V68H155ZM225 69H226V68H225ZM231 69H230V70H231ZM235 69H236V70H235ZM87 70L90 71L88 68H87ZM91 70L93 71V69H91ZM102 70H101V71H102ZM105 70H108V69H105ZM105 70H103V71H105ZM146 70H147V68H146V69L143 68V71H146ZM227 70H228V69H227ZM230 70H229V72H230ZM238 70H239V69H238ZM240 70H241V69H240ZM88 71H87V72H88ZM101 71H100L99 73H101ZM141 71H142V68H141ZM51 72H52V70H51ZM51 72H49V73H51ZM75 72H76V71H75ZM84 72H85V71H84ZM146 72H147V71H146ZM205 72H206V71H205ZM231 72H230V73H231ZM49 73H48V75H49ZM52 73L54 74V75H52L53 77L51 76L52 79H53L56 75H55V71L52 72ZM92 73L94 74V72H92ZM99 73H97V74H99ZM103 73H104V72H103ZM75 74H76V75H74V76H77V74H79V72L77 71ZM81 74H82V73H80V75H78L77 77L81 76V78H82V75H81ZM90 74H91V73H90ZM140 74H141V73H140ZM145 74H146V73H144V75H145ZM217 74H218V75H217ZM236 74H237V73H236ZM58 75H59V74H58ZM61 75H62V74H61ZM91 75H92V74H91ZM91 75H90V76H91ZM153 75H154V74H153ZM153 75H152V76H153ZM215 75H216V76H215ZM94 76H95V75H94ZM96 76H97V75H96ZM100 76H101V75H100ZM149 76H150V75H149ZM155 76H157V75H155ZM228 76H229V75H228ZM51 77H49V78L51 79ZM60 77H61V78H60ZM144 77H145V76H144ZM147 77H148V76H147ZM159 77H161V76H159ZM219 77H218V79L221 78V77H220V78H219ZM237 77H238V76H237ZM59 78L62 79V76L59 75ZM91 78H92V77H91ZM148 78H149V77H148ZM148 78L145 77L144 80L146 79V82H147ZM150 78H151V77H150ZM150 78H149V79H150ZM207 78H208V77H207ZM54 79H55V78H54ZM54 79H53V81H54ZM57 79H58V78H57ZM60 79H59V80H60ZM78 79H79V78H78ZM82 79H83V78H82ZM92 79H95V78H92ZM165 79H167V78L165 77ZM193 79H194V78H193ZM203 79H204V78H203ZM225 79H226V78H225ZM225 79H222V80L224 81ZM62 80H63V79H62ZM62 80H61V81H62ZM167 80H168V79H167ZM167 80H166V82H168ZM204 80H205V79H204ZM231 80H232V79H231ZM233 80H235V79H233ZM51 81H52V80H51ZM61 81H60V82H61ZM69 81H71V80H69ZM79 81L81 82V79H80ZM84 81H85V80H83V83L81 82V85H82V86H83V84H84ZM152 81H153V80H151V82H152ZM195 81H196V80H194V84H197V85H198V82L196 81L197 83H195ZM225 81H226V80H225ZM227 81H228V80H227ZM227 81H226V82H227ZM48 82H49V81H48ZM80 82H79V83H80ZM148 82H149V81H148ZM163 82H165V81H164V80L161 81V85H160V87H161L162 85H164ZM166 82H165V83H166ZM226 82H225V83H226ZM232 82H233V81H232ZM232 82H231V83H232ZM234 82H235V81H234ZM15 83H17V82H15ZM46 83H47V82H46ZM52 83H53V82H52ZM57 83H58V81H57V82L55 81V84H57ZM77 83H78V82H77ZM79 83H78V84H79ZM153 83H154V82H153ZM153 83H151V84L154 85ZM162 83H163V84H162ZM219 83H220V82H219ZM13 84H14V83H13ZM13 84H12V85H13ZM68 84L71 86L72 83L70 84V82H69ZM68 84H67V85H68ZM85 84H86V83H85ZM142 84H143V83H142ZM156 84H158V83H156ZM159 84H160V83H159ZM159 84H158V85H159ZM220 84H221V83H220ZM10 85H11V84H9V86H10ZM12 85H11L10 87H13L14 85H17V84H14L13 86H12ZM50 85H51V84H50ZM53 85H54V83H53ZM60 85H62V84H60ZM60 85L57 84L58 87H59ZM69 85H68V86H69ZM81 85H80V86H81ZM87 85H88V84H87ZM158 85H156V86H158ZM166 85H167V83L164 85V87L162 86V88H165ZM216 85H217V86H216ZM51 86H52V85H51ZM51 86H48V87H51ZM54 86H55V85H54ZM57 86H56V89H59ZM68 86H67V87H68ZM85 86H86V85H85ZM95 86H96V85H95ZM95 86H94L93 88H95ZM239 86H240V85H239ZM10 87H9V89H10ZM52 87H53V86H52ZM67 87H66V89H67ZM78 87H79V85H78ZM88 87H89V86H88ZM158 87H159V86H158ZM195 87H196V86H195ZM216 87H218L217 90H216ZM1 88H2V87H1ZM16 88H17V87L12 88V89H16ZM62 88H63V87H62ZM68 88H69V87H68ZM70 88H72V87H70ZM70 88H69V90H70ZM81 88H82V87H81ZM89 88H90V87H89ZM166 88H168V87H166ZM196 88H197V87H196ZM17 89H18V88H17ZM17 89H16V91H14V93L17 92ZM53 89H54V87H53ZM76 89H77V88H76ZM78 89H79V88H78ZM170 89H171V88H170ZM191 89H192V86H191ZM220 89H221V87H220ZM224 89H225V88H224ZM2 90H3V89H2ZM18 90H19V89H18ZM79 90H80V89H79ZM157 90H158V89H157ZM181 90H183V88H181ZM3 91H4V90H3ZM41 91H42V95L45 94L46 97H48V95H47L46 93H43V90H41ZM57 91H58V90H57ZM71 91H73V89H72ZM81 91H82V90H81ZM88 91H89V90H88ZM171 91H172V89H171ZM177 91H178V90H177ZM184 91H187V90H184ZM59 92H60V90H59ZM59 92H58V93H59ZM66 92H67V91H66ZM82 92H83V91H82ZM82 92H81V94H82ZM142 92H143V91H142ZM142 92H141L140 94H142ZM163 92H164V91H163ZM180 92H181V91H180ZM187 92H188V91H187ZM187 92H186V93H187ZM2 93H3V92H2ZM7 93H8V92H7ZM17 93H18V92H17ZM72 93H73V92H72ZM76 93H77V92H76ZM79 93H80V91L77 93V94L80 96ZM166 93H167V92H166ZM169 93H170V92H168V94H169ZM172 93H173V92H172ZM178 93H179V91H178ZM222 93H224V92H222ZM0 94H1V93H0ZM68 94H70V93L68 92ZM188 94H189V93H188ZM218 94H219V93H218ZM218 94H217V95H218ZM234 94H235V93H234ZM234 94H232V95H234ZM6 95H7V94H6ZM11 95H12V94H11ZM14 95H15V94H14ZM45 95H44V96H45ZM74 95H75V94H74ZM144 95H145V94H144ZM144 95H143V96H144ZM170 95H171V94H170ZM184 95H185V94H184ZM232 95L230 94V97L228 98V99H230V100L228 101L229 104H227V106L224 107V111H222V108L220 109V110L222 111V113L224 112L223 115L221 116V114H222L221 111L219 112V114L217 113L218 115H217L216 117H219V119L217 118L218 121H217L216 119H214V122H215V123H216V122H219V123H224V122H225V123L227 124L228 121L230 122V121L233 120V118H236V117H237V116H235V113H234V114L232 113V111H233V109H236V107H237V106L234 107L233 102H234V103H237L236 101L239 100V99H238L239 96H238V98H237L236 101H235V100L233 101V96H232ZM242 95H243V94H242ZM2 96H3V94H2ZM55 96H56V95H55ZM58 96L60 97V93L58 94ZM61 96H62V99H64L63 101H65V98H64V96H63V92H61ZM65 96H66V95H65ZM143 96H142V97H143ZM174 96L176 97L177 95H174ZM3 97H4V96H3ZM15 97H16V96H15ZM68 97H69V96H68ZM82 97H83V96H82ZM89 97H90V96H89ZM89 97H88V98H89ZM146 97L148 98V95H147V94H146ZM170 97H172V96H170ZM202 97H203V98H202ZM11 98H12V96H11ZM70 98H71V97H70ZM73 98H74V97H73ZM73 98H72V99H73ZM86 98H87V97H85V101L88 99V98H87V99H86ZM185 98H186L187 100H186ZM200 98H201V99H200ZM206 98H208V97H206ZM209 98H210V97H209ZM209 98L206 99L205 101H208ZM234 98H235V97H234ZM243 98H244V97H243ZM9 99H10L9 97H8V99L4 97V100H3V101L5 102L6 100H8V102H9ZM66 99H68V98H66ZM72 99H71V100H72ZM76 99H77V97H76ZM80 99H82V98H80ZM89 99H90V98H89ZM144 99H145V98H144ZM171 99H172V98H171ZM173 99H174V97H173ZM188 99H189V100H188ZM199 99L202 100L203 102H202V101L200 102ZM51 100H52V99H51ZM55 100H57V98H56ZM71 100H70V101H71ZM142 100H143V98H142ZM11 101H12V100H11ZM58 101H61V100H58ZM58 101H57V103H58ZM80 101H81V100H80ZM80 101H79V103H81ZM173 101H174V100H173ZM214 101H215V100H214ZM13 102H15V100H14ZM54 102H55V101H54ZM66 102H69V100H67ZM66 102H65V103H66ZM82 102H83V100H82ZM86 102H87V101H86ZM211 102H213V101H211ZM0 103L2 104V105L0 104V109H3V110H0V113L4 114L3 112H4V111H7V107H6L7 102H6L5 105H4L3 102H0ZM62 103H63V102H62ZM62 103H61V104H62ZM77 103H78V101H77ZM148 103H149V102H148ZM158 103H159V102H157V105H156V104L153 105L154 110H151V109H150L151 111H153V112L155 113V114H153L152 116H153V117H154V116H157V117H159V118H162L163 116H165L166 119L164 120V118H163V120H164L165 123H164V122H163V123L160 122V123H162V124H166V125H167L166 120H168V123L171 122L170 124H171V126H172V124L174 123V120L172 119L173 115H170V114H172V113H169V114H168L167 112H164L165 109L162 110V105H161V104L158 105ZM174 103H175V102H174ZM11 104H12V102H11ZM61 104L59 105L58 108H60L61 106H63V105H61ZM84 104H85V102H84ZM185 104H186V105H185ZM201 104H202V105H201ZM203 104H204V106H203ZM219 104H220V102H219ZM221 104H222V103H221ZM221 104L218 105V106H216V107L218 108L219 106H221ZM237 104H238V103H237ZM68 105H70V104H69V103H68V104L66 103V106H64V108H65L64 111H66V109H69V106H68ZM8 106H9V105H8ZM22 106H23V105H22ZM70 106H71V105H70ZM72 106H73V105H72ZM82 106H83V103H82ZM82 106H81V108H82ZM176 106H177V105H176ZM10 107H11V105H10ZM14 107H15V105H14ZM14 107H12V108H14ZM24 107H25V105H24ZM56 107H57V106H56ZM56 107H55V108H56ZM179 107H180V106H179ZM181 107H180V108H181ZM238 107H240V106H238ZM238 107H237V108H238ZM241 107H242V106H241ZM15 108H16V107H15ZM15 108H14V109H15ZM64 108H63V109H64ZM71 108H73V107H71ZM79 108H80V107H79ZM147 108H148V107H147ZM147 108H146V109H147ZM164 108H165V107H164ZM187 108H188V109H187ZM204 108H205V110H204ZM209 108H210V107H209ZM217 108H216V109H217ZM23 109H24V108H23ZM75 109H76V110H75ZM103 109H104V108H103ZM172 109H173V108H172ZM10 110H11L12 112H14V110H12V109H10ZM10 110H9V111H10ZM15 110H17V109H15ZM19 110H21V108H20ZM41 110H42V109H41ZM45 110H46V109H45ZM56 110H57V108H56ZM69 110H70V109H69ZM69 110H67V112H68ZM74 110H75V112H77V117H78V115H79L81 112H79L78 109L75 108V107H74ZM74 110H73V112H74ZM104 110H105V109H104ZM104 110H103V111H104ZM167 110H168V109H166L165 111H167ZM175 110H176V109H175ZM178 110H179V109H178ZM203 110H204V111H203ZM237 110H241V109H237ZM237 110H236V111H237ZM17 111H18V110H17ZM48 111H49V110L47 109L46 112H48ZM61 111H62L61 109H58V112H59V114L57 113L58 116H60V115L62 114ZM64 111H63V114L65 115ZM148 111H149V110H148ZM151 111H150V112H151ZM173 111H174V110H173ZM234 111H235V110H234ZM243 111H245V110L243 109ZM243 111H242V112H243ZM12 112H10L11 115H14ZM19 112H21V111H19ZM22 112H23V111H22ZM25 112H26V110H25ZM46 112H45V113H46ZM73 112L71 111V113H73ZM153 112H152V113H153ZM169 112H170V109H169ZM200 112H202V113H200ZM212 112L214 113L215 111H212ZM212 112H210V113L212 114ZM26 113H27V112H26ZM60 113H61V114H60ZM105 113H106V111H105ZM105 113H104L103 115H104V117H105V116L107 117L109 114L107 115V114H105ZM220 113H221V114H220ZM7 114H8V113H7ZM27 114H28V113H27ZM27 114H26V115H27ZM48 114H49V113H48ZM50 114H51V113H50ZM50 114H49V115H50ZM57 114L55 113L56 117H57ZM63 114H62L61 116L65 117L66 115L64 116ZM101 114H102V113H100V115H101ZM197 114H196V117H193V118H195V120H198L197 118H199V117H197ZM211 114H210V115H211ZM239 114H240V112H239ZM242 114H243V113H242ZM242 114H241L240 116H242ZM246 114H248V113H247V110H246ZM246 114H245V112H244V115H246ZM4 115H5V114H4ZM49 115H48V116H49ZM210 115L207 116L206 119H207L208 117H210ZM80 116H81V115H80ZM131 116L133 117V114H132ZM211 116H212V115H211ZM238 116H239V115H238ZM4 117H5V116H4ZM4 117H3V118H4ZM6 117H7V116H6ZM6 117H5V118H6ZM9 117H10V116H9ZM49 117H50V116H49ZM132 117H131V118H132ZM157 117H156V119H157ZM179 117H180V116H179ZM179 117H177V118H178V121H180V119H182V118H179ZM216 117H214V118H216ZM220 117H221V118H220ZM243 117H244V116H243ZM0 118H2V117H0ZM3 118H2V119H3ZM7 118H8V117H7ZM24 118H26V117H24ZM44 118H48V117H44ZM51 118H52V117H51ZM51 118H48V119H51ZM78 118H79V117H78ZM131 118H129V121H130ZM154 118H155V117H154ZM177 118H176V120H177ZM185 118H186V117H185ZM8 119H9V118H8ZM14 119H16V118L14 117ZM14 119H11V118H10V119L8 120L7 123H6V121H5V122L2 121V123H1V124L3 125L2 127L7 126L6 124H8L9 121H10V123H12L11 121H13ZM20 119H21V118H19V120H20ZM27 119H28V118H27ZM60 119H61V118H60ZM62 119H64V118H62ZM68 119L70 120V118H68ZM68 119L66 118V121H68V123L66 122L65 124H68V125H69L70 122H69ZM241 119H242V118H241ZM17 120H18V119H17ZM17 120H16V121H17ZM108 120H109V119H108ZM157 120L159 121V119H157ZM160 120H161V119H160ZM207 120H208V119H207ZM207 120H206V121L204 120V121L207 123V122H208ZM16 121H15V124L18 123V122H16ZM48 121L50 122V120H48ZM52 121H53V118H52ZM64 121H65V120H64ZM64 121H61V122H64ZM70 121H71V120H70ZM182 121H183V119H182ZM204 121H203L202 119H199V121H196V122H197V123H198V122H199V123H200V122L205 123ZM56 122L58 123V117L56 118ZM72 122H73V121H72ZM72 122H71V124H73ZM90 122H91V121H90ZM90 122H89V123H90ZM95 122H96V121H95ZM97 122H99V121H97ZM210 122L212 123V125L215 124V123L213 122V120H212V121L210 120ZM229 122H228V124H229ZM3 123H5V125H4ZM30 123H31V122H30ZM50 123H51V122H50ZM57 123H53V124L55 125V128H56V124H57ZM87 123H88V122H87ZM99 123H100V122H99ZM155 123H156V121H155ZM179 123H181V122H179ZM191 123H192V122H191ZM208 123H209V122H208ZM230 123H231V122H230ZM232 123H233V122H232ZM19 124L21 125L20 122H19ZM58 124H59V123H58ZM60 124H61V123H60ZM63 124H64V123H63ZM65 124H64V125H65ZM85 124H86V123H85ZM92 124H93V123H92ZM132 124H133V122H132ZM170 124H169V125H170ZM182 124H184V123H182ZM228 124H227V125H228ZM10 125H11V124H10ZM10 125H9V126H10ZM16 125H17V124H16ZM20 125H17V126H20ZM68 125H67V127L70 128L71 125H70V126H68ZM98 125H99V124H98ZM98 125H97V124L94 125V127H96V129H94V127H92L91 130H93V131H97V128H98V129L100 128L101 130L99 131V133H100V132L102 133L103 131L108 130L107 127H106L107 129L105 128V126L107 125L106 123L103 124L104 126L102 125L103 127H99ZM143 125H144V124H143ZM158 125H159V124H158ZM166 125H165V126H166ZM169 125H167V126H169ZM176 125H178V124H177V123H175V125L173 124L174 127H175ZM191 125H192V124H190V126H191ZM195 125H198V124H195ZM11 126H12V127H15V126H14V123H12ZM17 126H16V127H17ZM61 126H63V125L61 124ZM65 126H66V125H65ZM74 126H75V125H74ZM74 126H73V128H74ZM160 126H161V125H160ZM167 126H166V128H170V126H169V127H167ZM173 126H172V128H174ZM185 126H186V125H185ZM208 126H210V125H208ZM2 127H1V128H2ZM125 127H126V126H125ZM142 127H143V126H142ZM153 127H154V126H153ZM179 127H180V126L178 125V128H179ZM183 127H184V126H183ZM188 127H189V125L187 126V128L185 127V129L187 130ZM197 127L199 128V126H197ZM216 127H217V126H216ZM1 128H0V129H1ZM59 128L62 129V127H60V125H59ZM59 128H57V129H59ZM104 128H105L106 130H103ZM175 128H176V127H175ZM178 128H176V129H178ZM189 128H190V127H189ZM198 128H197V129H198ZM200 128H201V127H200ZM200 128H199V129H200ZM210 128H211V126H210ZM213 128H215V126H213ZM217 128H218V127H217ZM57 129H56V130H57ZM64 129H66V127H65ZM71 129H72V128H70V131L73 130V129H72V130H71ZM83 129L86 130L85 127H83ZM129 129L131 130V133H133L131 127L129 126V128H128V132L125 130V132H127L128 137H129V135H130V134H128V133L130 132ZM197 129L194 130V131H196V132L198 131L197 133H199V129H198V130H197ZM215 129H216V128H215ZM219 129L221 130V128H219ZM51 130H52V129H51ZM201 130H202V128L200 129V131H201ZM222 130H223V129H222ZM60 131H61V130H58L57 132H59V134H60L62 131L65 132L64 130H62L61 132H60ZM68 131H69V129H68ZM83 131H84V130H83ZM153 131H154V130H153ZM160 131H162V130H160ZM170 131H171V130H170ZM173 131H174V130H173ZM178 131H179V130H178ZM187 131H188V130H187ZM190 131H192V130L190 129ZM202 131H204V130H202ZM218 131H219V130H218ZM52 132H54V131H52ZM148 132H149V131H148ZM150 132H151V131H150ZM181 132H182V131H181ZM183 132H184V131H183ZM183 132H182V133H183ZM204 132H207V131L205 130ZM55 133H56V131H55ZM95 133H98V132H95ZM99 133H98V136H97V137H99ZM103 133H104V132H103ZM103 133H102V134H103ZM146 133H147V131H146ZM152 133H153V132H151L150 134H152ZM200 133H201V132H200ZM213 133L218 134V133H216V132H213ZM70 134H72V133H70ZM70 134H69V135H70ZM75 134H76V133H75ZM80 134H82V133H80ZM91 134H92V132H91ZM104 134H106V132H105ZM148 134H149V133H148ZM148 134H147V135H148ZM164 134H165V133H164ZM164 134H163V135H164ZM195 134H196V133H193V134H190V133H189V134H188L187 132H186V135L183 134V136H184V137H183V140H182V139H180V140L183 141V144L185 145V147H184V145L182 144V145H183V148H180V146H179L180 149L176 150V151H177V152L175 151L176 153H175L174 151H172V150L169 148L170 150H169V152H168V151H167V152L170 153L171 155L169 154L170 156H168L167 158H166V157L164 158V155H161V154L164 153V152L159 153V152H161V151H165V150H164V148H162V150H160V149H161V148L159 147V146H160V143L157 144V145H158V146H157V149H158V147H159V149H158L159 151L156 150V151H158L159 154H157V153L155 152V153H156V158H157L156 161L159 162V163H158V162L156 163V164H157V165H156L157 167L154 166V163L150 161L149 164H150V163L153 164L154 167L152 166L153 168H149V169L144 168V167L146 166V164L144 163L145 159L143 158V157H145V154H144V156L142 157L143 159L141 160V161L144 160L142 163L145 164V166H144V165L141 163L142 166H144V167H142V168L144 169L143 171H142V170H139L141 167L139 166L140 164L137 163V160L139 161V156H140V154L137 156V155L134 154V151H130V152H132L131 155L135 156L136 159H137V160L135 159L136 162H134V160H133L134 158L132 159L133 163L135 164V167H133V166L131 165V160H129L130 157L128 156V157H127L128 159H125V160H126V161H125V160H123L125 157H124L123 154H122L123 159H121V160H122V161H121L122 163H121V162H120V163L123 164V161H125V168H124V174H125V177H127V178L129 177V178H131L130 180H133V181L135 182V181L137 180V178H138V179L140 178V180L142 179V178H141L142 176H140V175H142V173H143L144 171L147 173L148 171H146V170H149V171H150V169H151V171L149 172L150 175L146 176V173H145V174L143 173L145 177H149V179H150L151 174H152V175L156 174L157 170H159V169L161 170L162 167H163V169H166V167H170V169L174 167L173 169H175V168H177V167H175V166H176V165H175L176 163L181 162V163H179V164H180V165H181V164L183 165V164L186 162V164H187L188 161H186V160H188V157H192V159H193V156H192V155H195L194 152H195L196 150H199V149H201V150H199V151H206V150H207V154H208V152L210 151L209 153H211V155H212L213 153H216V151H218V150H216L215 152H213V151H214V147H216V146H215V143H216V142H215V143L211 142V144H212V143L214 144V147H212V146H213V145H212V146H211L212 148H209V146L207 147V144H208V143H207V144H206V143L204 144V142L202 141V138H198V137L200 136V134H198L199 136H197V134H196V135H195ZM211 134H212V133H211ZM215 134H214V135H215ZM222 134H223V133H222ZM65 135H67V133H63V134L59 135V138H61L62 136H64L63 138L65 139ZM69 135H68V137H69ZM72 135H73V134H72ZM83 135L85 136V132H84V134H82L81 136H83ZM87 135H88V134H87ZM94 135H96V134H94ZM107 135H108V134H107ZM132 135H133V134H132ZM159 135H160V134H159ZM193 135H194V136H193ZM60 136H61V137H60ZM79 136H80V135H79ZM89 136H90V135H89ZM103 136H104V135H103ZM138 136H139V135H138ZM207 136H208V135H207ZM93 137H96V136H93ZM93 137H92V138H93ZM97 137H96V138H97ZM128 137H126V138H127L126 141H128V144L130 143L131 145H134L133 147L136 146L135 148H137L138 145H137L136 143H135L136 145L133 144V143H134V140L132 141L133 138L130 139L131 136H130L129 138H128ZM132 137H133V136H132ZM134 137H135V136H134ZM140 137H141V136H140ZM152 137L155 138L156 136H154V135L152 136V135H151V138H152ZM195 137H196V138H195ZM209 137H210V136H209ZM66 138H67V136H66ZM69 138H70V137H69ZM88 138H89V137H87V138L84 137L85 141L82 140V137H81V140H77V141L75 140L76 143H74V142L72 143L73 145H75V147H73L72 149L70 148L71 150H68L69 148H67V146H68V147H71V146L68 145L67 142H66V145H65L66 147H62V148H67V150L65 149L66 152L64 153V150L62 149V152H63V153H62V152H61L62 154L59 153V155H61V156H59V157H56V156H55V159H56V160H55V163H51L50 165H52V166L49 165L50 167H48V172L51 173V174L53 175V176H52L51 174H50V175L48 174L49 177L52 176L53 179H55L54 177L58 178V180H54V183H53V182H52V183L55 184V183H57L56 181H58V182L61 181V183H60V182H59V183H60V184H63L60 190H59L58 188H57L58 190L56 189L57 191H60V193H62V194H63V193L65 194V192H66V193L68 192V193L70 194L71 191H73V190H77V191H75V192H77V194H73L72 196H71V194L68 195V193H67V195L70 196V197L68 198V196L66 195V197H67L66 200L69 199L70 201H69V200H68V201L65 200V201H66V206H65V207H67V204H68L67 202L72 203V204H73V207L76 206V208L78 207V205L81 206L82 203H83V204H86V205H88V206H89V205L92 206L94 203H97V202L100 203V202H102V201H100L99 199H97V198H99L101 195L103 196V198L106 197V196L103 195V192H102V188H101V187H103V188L105 187V188H106L107 185H106L105 181H106V179L108 180L109 178H105V181H103V180L100 179V178H101V175H102V172H103V170H104L105 165H108L107 163H108V162L110 161V159H111V158H110V155L107 154V153H109L110 148H109V146H108V149H109V150L107 149L108 152H106V157H105V158H101V159H103V160L101 161V160L99 159V156H100V155H101V156H102V155L104 156V153H101L100 151L105 152L106 150L104 151L103 149L105 148L104 146H106V145H102L103 148H102V147H99V148H100L99 152H100L101 154H100L99 152L97 153L96 149L98 150V148H97L96 145H98L100 142H102L103 139L101 140V137H100V139L98 138L97 140H96L95 138H93L92 140H93V141L95 140V141H94L95 143L93 144V142L90 140V138H89V139H88ZM102 138H103V137H102ZM104 138H105V136H104ZM106 138H107V137H106ZM175 138H176V137H175ZM197 138H198L199 140H196ZM166 139H168V140H169V144H170V142H171V145H172V143H173V142H172V139L167 138V137H166ZM215 139H216V138H215ZM56 140H57V138H56ZM58 140H59V139H58ZM99 140H101V141L99 142ZM124 140H125V139H124ZM130 140H131L133 143H131ZM135 140H136V139H135ZM137 140L140 141L139 137L137 138ZM137 140H136V141H137ZM147 140H148V139H147ZM178 140H179V139H178ZM219 140H220V139H219ZM253 140H254V139H253ZM253 140H252V141H253ZM82 141H83V142H82ZM96 141L98 142V144L96 143ZM165 141H166V140H165ZM204 141L206 142V139H205ZM211 141H212V140H211ZM213 141H215V140H213ZM223 141H224V139H223ZM226 141H227V140H226ZM254 141H256V140H254ZM254 141H253V142H254ZM71 142H72V141H71ZM77 142H78V143H77ZM150 142H151V141L148 142L149 145H150L149 147H150V149H152V147H154V146H152V144H151ZM153 142H154V141H153ZM178 142H181V141H178ZM217 142L220 143V141H217ZM229 142H230V141L228 140V143H229ZM118 143H119V142H118ZM154 143L156 144V142H154ZM231 143H232V142H230L229 145H231ZM76 144H77V145H76ZM114 144H115V143H114ZM145 144H146V143H144V145H145ZM166 144H167V143H166ZM254 144H255V143H254ZM259 144H260V143H259ZM100 145H101V144H100ZM131 145H130V146H131ZM173 145H174V144H173ZM175 145H176V143H175ZM208 145H210V144H208ZM222 145H223V144H222ZM222 145H220V147H221ZM234 145H235V144H234ZM234 145H233V146H234ZM260 145H261V144H260ZM119 146H120V143H119ZM126 146H127V145H126ZM151 146H152V147H151ZM223 146H224V145H223ZM233 146H232V147H233ZM252 146H253V143H252ZM139 147H140V146H139ZM139 147L137 148L138 150H139V149H142V148H139ZM144 147H145V146H144ZM169 147H170V146H169ZM217 147H219V146H217ZM227 147L230 148L229 146H227ZM227 147H226V149H227ZM232 147H231V148H232ZM238 147H239V146H238ZM250 147H251V146H250ZM260 147H261V146H260ZM116 148H117V147H116ZM165 148H166V147H165ZM174 148H175V146H174ZM223 148H224V147H221V151H222ZM239 148H241V147H239ZM243 148L246 149V147H243ZM251 148H253V147H251ZM251 148H250V149H251ZM254 148H256V145H255ZM254 148H253V149H254ZM257 148H258V145H257ZM262 148L264 149V147H262ZM53 149H55V147H54ZM53 149H52V150H53ZM101 149H102V150H101ZM123 149H125V148H123ZM145 149H146V148H145ZM212 149H213V151H212L213 153L211 152ZM215 149H216V148H215ZM226 149H225V150H226ZM237 149H238V148H237ZM237 149H236V150H237ZM259 149H260V148H259ZM116 150H117V149H116ZM127 150H128V149H127ZM129 150H130V149H129ZM238 150H240V149H238ZM241 150H242V149H241ZM241 150H240V151H241ZM248 150H249V149H248ZM251 150H252V149H251ZM251 150H250V151H251ZM148 151H149V150H148ZM170 151H171V152H170ZM178 151H179V152H178ZM221 151H219V152H221ZM223 151H224V150H223ZM227 151H229V150H227ZM252 151H253V152H252ZM252 151H251L250 153H254V152H255L254 150H252ZM130 152H129V154H130ZM172 152H173V153H172ZM224 152H225V151H224ZM230 152H231V151H230ZM232 152H233V150H232ZM234 152H235V151H234ZM256 152H257V151H256ZM260 152H261V149H260ZM263 152H264V151H263ZM51 153H53V152H51ZM143 153H144V151H143ZM168 153H167V154H168ZM217 153H218V152H217ZM222 153H223V152H222ZM228 153H229V152H228ZM97 154H98V155H97ZM173 154H174V155H173ZM219 154H220V153H219ZM219 154H218V155H219ZM223 154H224V153H223ZM226 154H227V153H226ZM231 154H232V153H230V155H231ZM127 155H128V153H127ZM157 155H158V156H157ZM159 155H160V157H159ZM184 155H185V156L187 155L186 158L184 157ZM215 155H216V154H214V156H215ZM224 155H225V154H224ZM232 155H234V154H232ZM245 155H246V154H245ZM103 156H102V157H103ZM153 156H154V155H153ZM208 156H209V155H208ZM212 156H213V155H212ZM226 156H227V155H226ZM228 156H229V155H228ZM210 157H211V156H210ZM232 157H233V156H232ZM242 157H243V156H242ZM242 157H241V158H242ZM246 157H247V156H246ZM246 157H245V158H246ZM261 157H262V156H261ZM148 158L150 159V156H149ZM160 158H161V159H160ZM214 158H215V157H213V159H214ZM239 158H240V157H239ZM241 158H240V160H241ZM149 159H148V161H149ZM185 159H186V160H185ZM192 159H191V160H192ZM194 159L197 160V162H198V159H197L196 157H195ZM194 159H193V162L195 163V160H194ZM255 159H256V158H255ZM257 159H258V158H257ZM160 160H161V161H160ZM189 160H190V158H189ZM191 160H190V163L192 162ZM240 160H239V161H240ZM260 160H261V159H260ZM260 160H259V161H260ZM4 161H6V160L4 159ZM148 161H147V162H148ZM184 161H185V162H184ZM203 161H204V160H203ZM207 161H208V160H207ZM216 161H218V160H216ZM226 161H227V160H226ZM236 161H237V160H236ZM249 161H250V160H249ZM183 162H184V163H183ZM197 162H196V163H197ZM201 162H202V161H201ZM204 162H205V161H204ZM237 162H238V161H237ZM245 162H246V161H245ZM262 162H263V161H262ZM262 162H261V163L259 162V163H260L259 165H261ZM160 163H161V164H160ZM232 163H233V162H232ZM235 163H236V162H235ZM240 163H241V161H240ZM246 163H248V162H246ZM250 163H252V162H250ZM250 163H249V165H250ZM111 164H112V162L109 163L110 166H111ZM134 164H133V165H134ZM137 164H138V165H137ZM162 164H163V165H162ZM203 164H204V163H203ZM207 164H208V163H207ZM209 164H210V163H209ZM233 164H234V163H233ZM257 164H258V163H257ZM263 164H264V162H263ZM123 165H124V164H123ZM136 165H137L138 167H140V168H138V170H139V171H142L140 175H139V173H138V171H137V166H136ZM173 165H174V166H173ZM177 165H178V164H177ZM182 165H181V166H182ZM189 165H191V164H189ZM198 165H200V164H198ZM204 165H205V164H204ZM231 165H232V164H231ZM121 166H122V165H121ZM171 166H172V167H171ZM186 166H187V165H186ZM206 166H207V165H206ZM212 166H213V165H212ZM239 166H240V165H239ZM241 166H243L242 163H241ZM0 167H1V166H0ZM107 167H108V166H106L105 168H107ZM188 167H189V166H188ZM199 167H200V166H199ZM217 167H219V166H217ZM233 167H235V166H233ZM233 167H232V168H233ZM254 167L256 168V166H254ZM261 167H263V165H261ZM157 168H158V169H157ZM179 168H180V167H179ZM184 168H185V167H184ZM190 168H191V167H190ZM242 168H243V167H242ZM257 168H258V167H257ZM145 169H146V170H145ZM155 169H156V170H155ZM233 169H236V167L233 168ZM238 169H240V168H238ZM253 169H254V168H253ZM119 170H120V169H119ZM152 170H153V171H156V172H153V173H152ZM167 170H168V169H167ZM219 170H220V169H219ZM223 170H224V168H223ZM230 170H231V168L229 169V172H230ZM6 171H7V170H6ZM105 171H106V170H105ZM105 171H104V172H105ZM120 171H122V170H120ZM252 171H253V170H252ZM252 171H251V172H252ZM1 172H3V171H1ZM198 172H199V171H198ZM212 172H213V171H212ZM221 172H222V167H221ZM221 172L219 171V173H221ZM223 172H224V171H223ZM223 172H222V173H223ZM231 172H233V170H231ZM236 172H238L237 169H236ZM247 172H248V171H247ZM247 172H246V173H247ZM254 172H255V170H254ZM254 172H253V173H254ZM260 172H261V171H260ZM3 173H4V172H3ZM3 173H0V176H1V174L4 175ZM118 173H119V172H118ZM157 173H158V172H157ZM213 173H214V172H213ZM216 173H217V172H216ZM244 173H245V172H244ZM124 174H123V175H124ZM233 174H236L235 171L233 172ZM255 174L258 176V178L261 177V176L259 175L260 173H259V174L257 173V170H256V173H255ZM255 174L252 175V176H255ZM261 174H262V173H261ZM5 175H6V174H5ZM46 175H47V174H46ZM106 175H107V174H106ZM126 175H127V176H126ZM137 175H138V176H137ZM156 175H157V174H156ZM219 175H220V174H219ZM236 175H238V174H236ZM236 175H235V176H236ZM78 176H80V177H79L80 180H79ZM119 176L122 177V179H123V176H122V175L119 174ZM139 176H140V177H139ZM226 176H227V175H226ZM247 176H249V175H247ZM257 176H255V177H257ZM259 176H260V177H259ZM7 177H8V175H7ZM82 177H83V180L81 179ZM106 177H107V176H106ZM117 177H118V176H117ZM132 177H133V178H132ZM156 177H157V176H156ZM1 178L4 179L5 176H4V177L2 176ZM44 178H45V177H44ZM84 178H85V179H84ZM135 178H136V179H135ZM262 178L264 179V176H263V175H262L261 179H262ZM47 179H48V178H47ZM53 179H52V180H53ZM122 179L120 178L119 181H120V180H121V181H124L125 184L130 185L131 188H128L129 190L126 189L127 187H130V186H127V185L124 184V185L122 186V188L124 189V192H125V193L122 194V193H123V192H122L123 190H121L122 188L120 187V185L123 184V183H120V184H119V182L117 181L118 184H119L118 189L120 188V190H121L122 193L120 192V190H118V191L121 193V194H120V193L118 192V194H119L120 196L115 195V196L117 197V198H116V201H115V202H116L115 204H116V206H117L118 208L114 207V208H116V209H113V211H112L113 213H111V210H112L111 206L114 205V204H113L114 202H112V205L110 204V202H108V203H109V206H108V204H106L108 207H110V211H109L108 208H106V210L108 209L109 214H111V215L113 214V215H112V218H111V219L109 218L108 225L104 223L105 220L102 219V217H101L102 215H100V209H99V208H96L97 206H94V205H93L92 207H89V208H92V209L95 208V209H96V211H95V209H94V210L89 209L88 206L85 205V206L87 207V210H89L88 212L86 211L85 213H89V215H90V213H91L92 215H90L89 218L86 217L85 215H84L85 217L82 216V217H84V218H82L83 220H85V218H86V219L88 218V219L90 220L91 218H93V215L95 216V215L99 214V215L95 216V218H93V219H95V221H94L95 223L93 222L92 219L90 220V221H92L95 225H92V223H90L88 220H85V221H88V222L90 223V224H89V225H90L89 227H92L91 230L93 229V226H94V230H93V232H92L91 230H89V231L92 232V233H91L92 235H91V234H90V235L92 236V238H94V237H99L100 240H101V241H100V240H99V241L101 242V244H103V246H101L100 243L97 242L98 240H95V239H98V238H95V239H89V236L87 237L88 239L86 238V239L84 240V242H83L82 239H81V242H83L84 244L81 243V245H80V241H79V243H76V242H75L76 244L80 245V246H79L80 249H77V250H76V248H74V245H75V244L73 245V244H72L73 242L71 243V242H69L70 240H68V239H63L62 236H61V237H62V241H61L60 243L57 241V244H56L54 241H51V240H48L49 242H47V245L45 244V246H44V245L42 246L41 244H40V245H41V246H40V245H37V244H35V243L32 242L31 245H34V246L36 245L38 251H42L41 249H44V248H45V249H47L46 251H48V250L51 251L50 255L53 254V252L55 253V254H53L52 257H56V256H54V255H56V254H57V256H59V257H56L55 259H54V258L51 259L52 257H51V258H47V257H45V258L42 260L41 264H85V263L87 264V262H88V264H93L94 262H93V263H91V262L94 261V260H91V259H93L94 255L97 257V263H98V264H108V263L110 262V260H109V258H108V254H109V251H108V250H110V251L115 250V251L113 252V255H112V253L110 254L111 256H114V255H115V256H114V259H115V258H118V259L120 260V258L123 257V256L120 254V252L123 254V252H122L123 250L120 251V249L118 250V248L115 247V245H117L118 247H119V246H122V243H119V242H122L123 240H124V241H123V242H124V245H127V246H124L125 249H126V252H128V253H126L127 256H126L124 259H126V262H127V259L131 260L130 262L133 264V263H134V259L130 257V256H131V255H130V251L133 253L134 251H136V248L133 247L131 244H134V245L136 244L137 246H140V248H142V249L145 248V247L147 248V247H149V246L152 245V242H154V241H152V239H151V236H152L151 234H152V231H157V229H156V230H153V228H150V227H149L150 229H147V231H146L145 229H141V230H143V231H140V230H138L137 232L135 231V232L132 233V235H130V236H129V234H128L127 237L122 235V238H121L122 241L117 240L118 243H119V245H118V244H115L112 240H111L112 242H109L108 240H107V241H106V240H102V239H107V236L109 235V233H111L112 235H113V233L116 234V235H117L116 239H118V237L121 236V235H118V233H122V232L125 233V231H129V229L131 230V228L134 227L133 224L130 225V221H131L132 219L136 218V214H138L139 211H142V210H143V211L145 212V211L147 210L146 207H145V208L143 207V206L145 205V204H144V205L142 206V208H139V209L136 208L135 210H137V211L133 210L132 212H129V208L132 207L133 204H139L138 201L140 200V196H141V198L147 197V196H146L147 194L144 193V192H147V191H148V190H147L148 188L146 187V190H144V189L142 190V188H140V189L142 190V192L139 193L138 190H137V192H138L139 194H138L137 192H134V194H136V193L138 194L137 196H135V195L132 193L133 191H132V192H130V191H131V190H134L133 188H135V191H136V189H137L136 186H137V185L133 186V184H132L131 182H129V181L127 182V180H125V179L122 180ZM146 179H147V178H146ZM263 179H262V180H263ZM0 180H1V179H0ZM44 180H45V179H44ZM249 180H250V179H249ZM2 181H3V180H2ZM45 181H48V180H45ZM101 182H102V184H104V185H102ZM157 182H158V181H157ZM50 183H51V182H50ZM128 183H131L132 185H131V184H128ZM135 183H136V182H135ZM158 183H159V182H158ZM252 183H253V182H252ZM260 183H261V182H260ZM86 184H87V185L89 184V186H90L91 188L88 189V187H86ZM100 184H101V186H100ZM139 184H140V183H139ZM257 184H258V183H257ZM0 185H2V184H0ZM3 185H4V184H3ZM3 185H2V186H3ZM105 185H106V186H105ZM258 185H259V184H258ZM4 186H5V185H4ZM124 186H125V188H124ZM138 186H139V185H138ZM206 186H207V185H206ZM262 186H264V185L262 184ZM52 187H53V186H52ZM240 187H241V186H240ZM4 188H5V187H4ZM47 188H48V187H47ZM150 188H151V187H150ZM156 188H157V187H155V189H156ZM220 188L223 189V187H220ZM220 188H217V190H216L217 195H218V192H219V191H222ZM107 189H108V188H107ZM224 189H225V190H229V189H226V188H224ZM116 190H117V189H116ZM125 190H126V191H125ZM127 190H128V191H127ZM141 190H140V191H141ZM156 190H157V189H156ZM49 191H50V190H49ZM49 191H48V192H49ZM53 191H55V190L53 189ZM53 191H52V192H53ZM57 191L54 192V194L56 193L55 195H57ZM150 191H151V189H150ZM176 191H177V190H176ZM217 191H218V192H217ZM223 191H224V190H223ZM223 191H222V192H223ZM50 192H51V191H50ZM73 192H74V191H73ZM75 192H74V193H75ZM101 192H102V194H100ZM109 192H110V191H109ZM114 192H115V190H114ZM126 192H129V193H131V194L126 193ZM222 192H221V193H222ZM245 192H246V191H245ZM143 193H144V194H143ZM152 193H153V192H152ZM154 193H155V192H154ZM154 193H153V194H154ZM175 193H176V192H174L173 194H175ZM219 193H220V192H219ZM246 193H247V192H246ZM105 194H106V191H105ZM107 194H108V193H107ZM115 194H116V193H115ZM140 194H143V195H140ZM153 194H152V195H153ZM160 194H161V193H160ZM171 194H172V192H171ZM171 194H170V195H171ZM173 194H172V196H173ZM58 195H59V194H58ZM58 195H57V196H58ZM148 195H149V194H148ZM150 195H151V193H150ZM150 195H149V196H150ZM152 195H151V196H152ZM247 195H248V197H249L250 194L247 193ZM251 195H253V194H251ZM57 196H56V197H57ZM59 196H60V195H59ZM102 196H101V197H102ZM168 196H169V195H168ZM168 196H166V197H168ZM172 196H171V197H172ZM243 196H244V197H247V196H245V194H244ZM109 197H110V196H109ZM119 197H120V198H119ZM169 197H170V196H169ZM171 197H170V198H171ZM244 197H243V198H244ZM248 197H247V198H248ZM60 198H62V197L60 196ZM103 198H101V199L103 200ZM110 198L112 199V197H110ZM113 198H114V197H113ZM173 198L176 199L177 197H174V196H173ZM208 198H210V197H208ZM241 198H242V197H241ZM243 198H242V199H243ZM247 198H245L243 201H245ZM117 199L119 200V202L117 201ZM228 199H229V198H228ZM239 199H240V198H239ZM239 199H238V198H237L236 200L234 199L235 201H234V200L232 201V199H229L230 201H229V200L227 201L229 204H228V203H225V204H224V207L222 206V208L219 209V211H220V210H221V211H220V214H218V215L221 216L222 219L219 220V217L217 216V217H218V221L214 220V219H213L214 217L212 218V220H214V221H216V222H222L223 220H226V219H233V218L235 219V218H239L238 220L241 221V219H244L245 221H244V220H242V221H243V222H247V221H248V219H247V218H248V214H249V212H250V210H249L250 207H249V205H246L247 207H249V209H248V208H246V209H243V208L240 209L241 206H243V202L241 201V199H240V200H239ZM63 200H64V199H63ZM97 200H98V201H97ZM120 200H121V201H120ZM208 200H209V199H207V201H208ZM99 201H100V202H99ZM103 201H105V199H104ZM106 201H107V200H106ZM110 201H113V200H110ZM166 201H168V199H167ZM171 201H172V200H171ZM193 201H194V202H193V205H192V206H193V209H191V210H193V212L196 211V212H195V214H196V213H198L197 211L200 210L199 207H201V205H200V206L198 205L199 207H197V206H196V203H195V199H194ZM61 202H64V201H61ZM74 202L77 203V205H76ZM117 202H118V203H117ZM142 202H143V200H142ZM197 202H198V201H197ZM241 202H242V203H241ZM174 203H175V201H174ZM194 203H195V205H194ZM205 203H206V202H205ZM208 203H210V202L208 201ZM208 203L204 204V206H207ZM72 204H69V206L72 207ZM74 204H75V205H74ZM148 204H149V203H148ZM202 204H203V203H202ZM110 205H111V206H110ZM214 205H215V204H214ZM80 206H79V207H80ZM107 206H106V207H107ZM134 206H135V205H134ZM145 206H146V205H145ZM192 206H191V207H192ZM194 206H195V208H194ZM208 206H210V204H209ZM63 207H64V205H63ZM70 207H69V208H70ZM83 207H84V205H83L82 207H80V208L82 209ZM140 207H141V206H140ZM196 207H197L198 209H197ZM262 207H264V206H262ZM262 207H261V209L264 210ZM80 208H79V209H80ZM101 208H102V207H101ZM104 208H105V207H104ZM104 208H103V210H104ZM143 208L146 209V210H144ZM203 208H204V207H203ZM203 208H202V209H203ZM206 208H207V207H206ZM259 208H260V207H259ZM97 209H99V210H97ZM131 209H132V208H131ZM154 209H155V210H154V211H155V212H154L155 214L153 213V218H154V217L157 218V219H154V220H156L157 222H158V221H161L160 223H159V222H158V223H159V224L162 223V225H160V226H164L162 221H165V220L169 217V214L172 213L170 206H169L168 204H166V203H164V202H162V201L160 200V201H158V203H157V205H156V207H155ZM194 209H196V210L194 211ZM208 209L210 210V207H208ZM222 209H223V210H222ZM237 209H238L239 211L237 212V214H236L235 216H233V215L235 214V212H236ZM73 210H77V209L74 208ZM91 210H92V211H91ZM209 210H207V211H209ZM247 210H249V211H247ZM90 211H91V212H90ZM97 211H99V212H97ZM104 211H105V210H104ZM104 211H103V212H104ZM108 211H107V213H108ZM134 211H135V212H134ZM207 211H206V212H207ZM147 212H148V211H147ZM191 212H192V211H191ZM191 212H190V213H191ZM252 212H253V210L251 211V213H252ZM258 212H259V210H258ZM258 212H256L255 215H256V217H257V216L260 217V218L262 219V222H263V221H264V217H263V216H264V213H263L264 211H261L262 213H261L260 216H259V213H258ZM29 213H30V212H29ZM81 213H82V215H83V211H82ZM190 213H187V214L189 215ZM200 213H201V212H200ZM200 213H199V214H200ZM210 213H211V212H210ZM254 213H255V212H253V216H254ZM66 214H67V213H66ZM75 214L77 215V213H75ZM104 214H105V212H104ZM133 214H134V215H133ZM139 214H140V213H139ZM193 214H194V213H193ZM199 214H198V215H199ZM214 214H215V212H214ZM68 215H70V214H68ZM140 215H144V214L141 212ZM140 215H139V217H140ZM154 215H155V216H154ZM188 215H187V217H186L187 219L190 218V217H192V216H190V215L188 216ZM198 215H197V216H198ZM206 215H207V214H206ZM209 215H210V214H209ZM55 216H56V215H55ZM55 216H54V217H55ZM65 216H66V215H65ZM91 216H92V217H91ZM105 216H106V215H105ZM105 216H104V217H105ZM109 216H110V215H109ZM134 216H135V217H134ZM137 216H138V215H137ZM177 216H178V215H177ZM194 216L197 217L196 215H193V217H194ZM213 216H215V215H213ZM232 216H233V217H232ZM7 217H8V216H7ZM61 217H62V216H61ZM66 217H67V216H66ZM69 217H71L72 219H74L73 215H72V216L70 215ZM90 217H91V218H90ZM100 217H101V218H100ZM104 217H103V218H104ZM139 217H138V218H139ZM175 217H176V216H175ZM209 217H210V216H209ZM256 217H252V219H254V218H256ZM11 218H12V217H11ZM14 218H15V217H14ZM28 218H29V217H28ZM63 218H64V217H63ZM63 218H61V220H62ZM173 218H174V217H173ZM206 218H207V217H206ZM6 219H7V218H6ZM31 219H32V218H31ZM171 219H172V218H170V220H171ZM176 219H177V217H176ZM2 220H3V219H2ZM11 220L14 221L15 219L12 218ZM11 220H10V218H9V222H10ZM29 220H30V219H29ZM61 220H59V221H61ZM64 220H65V219H64ZM78 220H79V219H78ZM106 220H108V217L106 218ZM188 220H189V219H188ZM188 220L186 221V225H187V223H188V225H187V226H188V229H189V226H191L190 229L193 228V230H190V229H189L191 232H193L194 229H197V228H195V227H198V229H199L200 226L204 227V224L202 225V222L204 223V221H205L204 219H203V221H201V225L199 224L200 226L197 225V224H198L197 222H196L197 224L195 223V221H194V223H190V222H188ZM191 220H193V218L190 219V221H191ZM246 220H247V221H246ZM254 220H255V219H254ZM258 220H259V218H258ZM31 221H32V220H31ZM167 221H168V220H167ZM171 221H172V220H171ZM197 221H198V220H197ZM207 221H208V220H207ZM6 222L8 223V220H7ZM6 222H5V223H6ZM146 222H147V220H146ZM146 222H145V223H146ZM169 222H170V221H168V223H169ZM174 222H175V219H174ZM211 222H212V221H211ZM211 222H209V223H210L209 226L211 225ZM10 223H11V222H10ZM10 223H9V224H10ZM63 223H65V222H62V221H61V224H62V225H63ZM75 223H76V220H75ZM135 223L137 224V222H135ZM145 223H144V226H145ZM170 223H171V222H170ZM189 223H190V224H189ZM254 223H255V222H254ZM257 223H258V226H259V224L261 225V223H260L259 221H258ZM263 223H264V222H263ZM13 224H14V223H13ZM13 224H12V225H13ZM67 224H68V223H67ZM104 224L107 225V226L104 227ZM146 224H147V223H146ZM193 224H194V226H195V225H197V226L193 227ZM55 225H56V228H57V224H56V223H55ZM65 225H66V224H64V226H65ZM91 225H92V226H91ZM166 225H167V224H166ZM186 225H182V228L187 227ZM0 226H1V225H0ZM7 226H8V225H6V228H7ZM9 226L11 227V225H9ZM130 226H131V227H130ZM132 226H133V227H132ZM256 226H257V224L255 223V228H257ZM12 227H13V226H12ZM12 227H11L10 229H6V228H5V229L8 230L9 233H10V232H11V229H13ZM53 227H54V225L52 226V229H48V230H51V231H49V232H52L53 230H54V232H55V227H54V229H53ZM62 227H63V226H62ZM135 227H136V226H135ZM146 227H147V226H146ZM262 227H263V229H264V226H263V225H262ZM137 228H138V227H137ZM164 228H166V226H165ZM164 228L162 229L161 227H159L158 230H159V229H161V230H165ZM258 228H261V227L259 226ZM5 229H4V230H5ZM86 229H87V227H86ZM89 229H90V228H89ZM151 229H152V230H151ZM186 229H187V228H186ZM186 229H184V230H185L184 233H187ZM188 229H187V230H188ZM58 230H59V228H58ZM70 230H72V228H70L68 231H70ZM144 230H145V231H144ZM161 230H160V231H161ZM86 231H88V230H86ZM86 231L83 232V233H86ZM190 231L187 233L188 235L191 233ZM0 232H1V234H2V233H7V235H8V232H2V229H1ZM44 232L47 233V230H45ZM54 232H53V233H54ZM57 232H58V231H56V233H57ZM62 232H63V231H62ZM56 233H54V234H56ZM58 233H59V232H58ZM71 233H72V232H71ZM74 233H75V231H74ZM77 233H78V232H77ZM89 233H90V232H89ZM124 233H123V234H124ZM39 234H40V233H39ZM75 234H76V233H75ZM130 234H131V233H130ZM7 235L5 234V236H7ZM17 235H18V234H17ZM50 235H51V234H50ZM58 235H61V234H58ZM70 235H72V234H70ZM112 235H111V236H112ZM116 235H115V236H116ZM125 235H126V234H125ZM150 235H151V236H150ZM12 236H13V235H12ZM20 236H21V235H20ZM20 236H19V237H20ZM55 236H56V235H55ZM55 236H53V237H55ZM66 236H67V235H66ZM73 236H75V235H73ZM76 236H77V235H76ZM76 236H75V241H76ZM78 236H79V235H78ZM115 236L113 235L112 237H115ZM128 236H129V237H128ZM0 237H2V235H0ZM17 237H18V236H17ZM17 237H16V238H17ZM23 237H24V236H23ZM39 237H40V235H39ZM59 237H60V236H59ZM67 237H68V236H67ZM69 237H70V236H69ZM71 237H72V236H71ZM81 237H83V236H81ZM81 237H80V238H81ZM84 237H85V236H84ZM141 237H144L146 243H145L144 241L141 240ZM187 237H188V236H187ZM3 238H4V236H3ZM9 238H10V236H9ZM42 238H43V237H42ZM55 238H56V237H55ZM57 238H58V237H57ZM101 238H102V239H101ZM109 238H110V235L108 236V239H109ZM123 238H124V239H123ZM1 239H2V238H1ZM1 239H0V240H1ZM7 239H8V238H7ZM13 239L15 240V237H13ZM17 239H18V240H17ZM17 239H16V240L19 241L21 238H17ZM22 239H23V238H22ZM22 239H21V240H22ZM36 239H37V238H36ZM46 239H47V236H46ZM58 239H59V238H58ZM58 239H56V240H58ZM72 239H73V238H72ZM9 240H10V239H9ZM14 240H13V241H14ZM37 240H39V239H37ZM59 240H60V239H59ZM77 240H78V238H77ZM79 240H80V239H79ZM86 240H88V241H87V243L85 244V241H86ZM90 240H91V241H90ZM200 240L203 241V239H200ZM200 240H199V241H200ZM3 241H4V240H3ZM13 241H12V242H13ZM23 241H24V240H23ZM23 241H21V242L23 243ZM41 241H42V240H41ZM14 242H15V241H14ZM21 242H20V244H22ZM44 242H45V241H44ZM63 242H64V243H63ZM102 242H103V243H102ZM4 243H5V241H4ZM4 243H3L2 241H0V264H14V262H11V261L5 259V258L8 256V253H7L6 251H5V253H3L4 250L1 251V247L4 246ZM6 243H8V242H6ZM16 243L18 244V242H16ZM116 243H117V242H116ZM11 244H13V243H10L9 245H11ZM43 244H44V243H43ZM58 244H59V245H58ZM5 245H6V244H5ZM9 245H8V246H9ZM14 245H15V244H14ZM61 245H62V246H61ZM82 245H83L84 247H83ZM136 245H135V246H136ZM8 246H7V247H8ZM15 246H16V245H15ZM60 246H61V247H60ZM88 246H90V248H89ZM198 246H200V244H199ZM7 247H6L5 250H7V249L9 250V248H7ZM13 247H14V246H11V249H12ZM76 247H77V246H76ZM81 247H83V248L81 249ZM151 247H152V246H151ZM4 248H5V247H4ZM4 248H3V249H4ZM33 248H34V247H33ZM14 249H15V248H14ZM133 249H134V250H133ZM148 249H149V248H148ZM8 250H7V251H8ZM33 250H34V249H33ZM105 250H107V253L105 252ZM116 250H117V251H116ZM201 250H202V249H201ZM201 250H199V251H201ZM35 251H37V250H35ZM137 251H138V250H137ZM153 251H155V250L153 249ZM153 251H152V252H153ZM199 251H198V252H199ZM9 252H11V251L9 250ZM28 252H29V249H28ZM103 252H104V254H103ZM143 252H144V251H143ZM150 252H151V250H150ZM198 252H197V253H198ZM22 253H23V252H22ZM24 253H25V252H24ZM30 253H31V252H30ZM30 253H29V255H30ZM38 253H39V252H38ZM58 253H61V254H58ZM115 253H117L118 255H116ZM134 253H135V252H134ZM148 253H149V251H148ZM194 253H195V252H194ZM202 253H205V251H204V252L201 251V254H202ZM40 254H41V253H40ZM89 254H92V255H93L91 259H90V256H91V255L89 256ZM128 254H129V255H128ZM138 254H139V251H138ZM199 254H200V253H198V255H199ZM21 255H22V254H21ZM21 255H19V256H21ZM26 255H27V254H26ZM152 255H153V254H152ZM27 256H28V255H27ZM74 256H75V257H74ZM117 256H118V257H117ZM121 256H122V257H121ZM128 256H129V257H128ZM138 256H139V255H138ZM140 256L143 258V255H140ZM140 256H139V259H138L139 261H140V258H141ZM146 256H147V255H146ZM154 256H156V255L154 254ZM202 256H203V254H202ZM202 256H200V257L202 258ZM110 258L113 259V257H110ZM130 258H131V259H130ZM15 259H16V258H15ZM33 259H34V258L32 257V260H33ZM114 259H113V262H114ZM132 259H133V262H132ZM16 260H17V259H16ZM32 260H31L30 258H28V257H26V259H25V256H24V258L21 259V260H19V262H18L17 264H37V263H36L37 261L34 262L35 259H34L33 261H32ZM90 260H91V261H90ZM95 260H96V259H95ZM119 260H118V264L120 263V261H121L122 259H121L120 261H119ZM129 260H128V262H129ZM136 260H137V259H136ZM12 261H13V260H12ZM116 261H117V259H116ZM124 261H125V260H124ZM151 261H153V260H151ZM154 261H155V260H154ZM154 261H153V262H154ZM128 262H127V264H129ZM136 262H138V261H136ZM153 262H152V264H153ZM158 262H159V261H158ZM97 263H95V264H97ZM110 263H112V261H111ZM116 263H117V262H116ZM122 263H123V261H122ZM124 263H125V262H124ZM138 263H139V264H142V263L144 264L143 259H142L141 263H140V262H138ZM138 263H137V264H138ZM154 263H155V262H154ZM156 263H157V262H156ZM159 263H160V262H159ZM112 264H113V263H112ZM114 264H115V263H114ZM157 264H158V263H157Z\"/></svg>",
  "mask_w": 264,
  "mask_h": 264
}]
</instances>
